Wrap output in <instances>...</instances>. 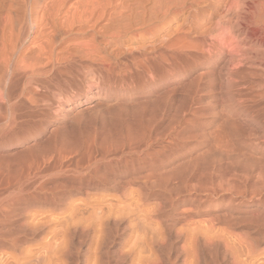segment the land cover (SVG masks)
<instances>
[{
    "label": "rangeland",
    "instance_id": "rangeland-1",
    "mask_svg": "<svg viewBox=\"0 0 264 264\" xmlns=\"http://www.w3.org/2000/svg\"><path fill=\"white\" fill-rule=\"evenodd\" d=\"M44 1H47V0H43L42 2H44ZM130 1H132V0H130ZM227 1H229V0H206V2L205 3H201L199 6H196V7H194V9L193 8H191V9H189L188 7H186V8H174V9H171L170 10V18H169V20L167 19V21H162V22H158L157 23V25H158V27H157V25H155V27L156 28H153V30L152 29H149L148 31H146V30H140V31H134V33L132 34V33H130V34H128V35H126L125 37H114V36H111L112 35V32L115 30V26L114 25H112V26H106L105 27V25L104 24H101V23H106L105 22V20H98V21H92V23H94L93 24V26H86V27H83L82 29L81 28H79V27H81L82 25H79V24H74L73 25V27L75 28H73L72 27V29H71V32L69 31V33L67 32L64 36H63V42H62V46L63 47H65L66 49V51L67 52H65V50H63V53H60L61 55L60 56H64V58L58 63V64H56L52 69H54V70H50L49 71V73H45V74H41V75H35V76H31V77H28V79H24V78H22V79H20V81H19V79L17 80V78L16 79H13V81L11 80V79H9V80H11V82L9 81V80H7V78H5L4 79V81L2 82V84L0 85V163H2V164H5L3 167H5L4 169H6L8 172L10 171L11 173H12V170L15 172H17V170H15V168L16 169H18V171H19V174L17 175V173L15 172H13L12 174L10 173V176H9V173L8 174H5V172H6V170L5 171H3L2 169L0 170V171H2V172H4V173H2V174H4V175H2L1 173H0V180L1 181H3L2 182V184H4V183H6V184H4V185H6V187H4V186H2V184H0L1 185V188H0V192L2 193V195L0 194V206L1 207H11V208H17V209H20V212L22 213L23 212V210L24 209H27V210H33L34 208V212H37L38 211V213H39V211L42 213H39L40 214V216L42 215L44 218H46L47 219V223H49L50 222V224H46V226L45 227H47L48 226V228H45V227H43V229H42V232H41V234L43 235H41L43 238H46L48 235H49V232H50V230H52L54 227H55V224L57 225V222H58V220H57V222H56V218H58V219H63V221L66 219H69L70 218V220H71V214H72V216H78V215H80L81 217L82 216H86L89 212H91L92 214L90 215V217L92 216V215H94V218H92L91 217V220H93V219H96V220H93L94 221V225L91 227V230H92V232H90L91 230L89 229V230H87L86 228H84V227H86V225H85V223H82V221H83V219L81 218V219H78V220H81V223H80V221H77L76 222V228H75V230H72V229H74V228H72V227H70V228H68V230L70 231L69 232V234H70V237H68L69 236V234H68V236L66 237L67 239H66V241H65V245L66 244H68L67 246V248H68V250L69 251H71L70 253V256H68L69 254H68V250L66 251L67 253V255H65V260H68L67 262L69 263V264H137L138 262L136 261L137 260V257H138V252H139V250L141 249V252H142V254L141 255H143V257H144V254L146 255L145 256V258L147 259L148 258V261L151 263V260L153 259V261H154V263L156 262L157 264H232V260H231V255H232V253L234 252V251H236V256L235 257H237V258H244V256H241V255H243L244 254V252H242L241 253V249H242V251H244L243 249H244V247L243 246H246V244L245 243H243L242 241H241V237H243L242 236V232H244V231H247L248 232V230L249 231H251V232H253V233H251V232H248L249 233V237H252V238H254L253 236H255V237H257L259 234V238L257 237V239L255 240V242H252V248L253 247H257L258 248V250H260V251H258V252H260V254L259 253H257V250H255V249H257V248H255L254 250H255V255H254V257H253V261L254 260H256V259H262V257L264 256V248L262 247V246H264V221H263V219L262 218H264V209L262 210V208L264 207L263 205H261L259 202L262 200V199H264L263 197L264 196H262V195H264V189H261L262 187L261 186H263L264 185V181H262V185H261V183H259V185H258V182H259V178L260 177H263L264 176V174H259L260 173V171L261 172H264V171H262V165H260V164H263V160L264 159H262V158H260V157H257V158H259V160L258 159H256V161L254 160V158H249V159H253V161H252V163H253V165H254V167L252 166V165H250V163L248 162V161H251V160H249L247 157H242V155H240L241 153H242V147H241V145L239 144V143H237V140H239L240 138V136L242 137V138H244V139H248L253 133H254V131H255V133H256V136H258V133L260 134V132L259 131H256L257 129H256V127H255V122H252V121H250V119H246V118H241V116L239 117V120L237 119V123H236V127H237V134H239L238 136H237V138H235V136H228L227 138L226 137H224L225 136V134H223V132H222V123L220 124V122H218V121H223V118H221V116L222 117H224V113H225V111H226V109L227 108H229V106L231 105L232 106V104H235V103H238L237 101H239V95H241V94H249V95H251V97L250 98H248V100L249 101H247V102H245L246 100H243V101H239V103L240 102H242L243 104L244 103H248V107H249V109L251 108V105H254V106H252V110L253 111H260L261 109H263L262 108V106L264 105V98L263 99H261L260 97V95L258 94V92H259V90H257L256 88H254V92H253V90H252V78H251V75H252V73H250V72H254L255 71V69H253V70H251L252 68H255V67H253V65L254 66H256L257 64L258 65H260L261 67H264L263 65V63L261 62V59H258L257 58V54H255L256 52H258L257 50H259V51H261V48L257 45V41L254 39V35L253 34H255V27L253 26V24H248V22H250V23H252V21H251V19L248 17V16H245V15H243V13H239V17L236 19V20H234V19H232V20H227V21H225V22H223L222 21V24L220 23V15H221V12H222V10H223V6H224V2H227ZM240 5H244V4H249L250 5V2H251V0H236ZM24 2H26V0H14V1H11V0H0V22H1V19H2V17L4 16V15H6V14H9L10 16H13V18H14V23L15 22H17V24H19V25H21L22 26V28H23V30H22V33H23V31H24V35H22V41H20V46L18 47V50H17V55L18 56H21V54H23V52L24 53H28V51L29 50H27L26 51V49H30V46H31V43L29 42V40L31 39V37H30V35L28 34V32H29V29H30V27H31V25H32V23L30 22V21H28V19H27V17H25V10H26V7L25 6H23V5H25V3ZM40 2H41V0H40ZM10 4H12V7H13V5L15 4V6H14V9L11 7L10 8ZM171 5V4H170ZM8 7H9V9H10V12L8 11ZM40 8H41V6H39ZM180 11H179V10ZM177 10H178V12L179 13H177ZM221 10V11H220ZM9 12V13H8ZM37 12L40 14V12H41V9H39V10H37ZM186 12H188V13H186ZM175 13H176V15H175ZM219 13H220V15H219ZM178 14V15H177ZM190 16V21L188 22V23H183L184 21H183V19L184 18H186L187 16ZM173 16V17H172ZM184 16V17H183ZM183 18V19H182ZM218 18V19H217ZM26 19V20H25ZM233 20H234V22H233ZM101 22V23H100ZM193 22V23H192ZM228 24H227V23ZM161 23H163V24H161ZM165 23H166V25H165ZM253 23H256V22H253ZM104 25V26H102L101 27V25ZM161 24V25H160ZM170 24V25H169ZM184 24V25H183ZM249 25L250 27L249 28H246V25ZM174 25H177L176 26V28H175V26ZM224 25V26H223ZM227 25H228V27H227ZM77 26H78V30L80 31V29L81 30H83L82 32H79V31H77L76 29H77ZM83 26H85V25H83ZM114 26V27H113ZM120 26L122 27V25H119V27L118 28H120ZM191 26H194V27H191ZM205 26H206V28H205ZM211 28H210V27ZM225 26H226V28H229L230 30H231V28H232V34H233V36H234V38L232 39V44L234 45V49H236V50H238V51H236L235 53H236V55H237V60L236 61H238L237 63L236 62H233V63H229L228 61H227V57H225V58H223V59H220L219 60V57L221 56V52L220 51H218V50H216V49H213V47H216V43L218 42V41H215L216 39H217V36H218V34L217 33H224V31L223 32H221L222 31V28H225ZM89 27H91V28H89ZM105 27V28H104ZM111 27H113V28H111ZM184 27V29H182ZM199 27V28H198ZM207 27H209L208 29H207ZM84 28H87V30L86 29H84ZM103 28V29H102ZM111 28V29H110ZM168 28H169V32H168ZM177 30H175V29ZM92 29V30H91ZM94 29V30H93ZM156 29V30H155ZM161 29V30H160ZM175 31H174V30ZM178 29H180V31H178ZM189 29V30H188ZM202 29H203V31H202ZM211 29V30H210ZM216 29V30H215ZM77 31V33H76V31ZM103 30H105V31H103ZM110 30H112V31H110ZM167 30V31H166ZM183 30V31H182ZM185 30H188L189 32H185ZM204 30H206V31H204ZM209 30H210V32H209ZM213 30V31H212ZM33 31H34V29H33ZM88 31V32H87ZM103 31V32H102ZM143 31V32H142ZM150 31H152V33L150 32ZM154 31V32H153ZM166 31V32H165ZM172 31V32H171ZM174 31V32H173ZM202 31V32H201ZM109 32V33H108ZM138 32H142V34L140 35ZM158 32H159V34H158ZM186 33V35H187V38H188V40L190 41V44L191 45H193V44H195V45H193V46H189V49H188V51H186V53H185V56L184 57H181L180 59H178L177 57L178 56H180V54L178 53V52H176L175 50H173V47H171L170 48V51H169V54H170V60L169 61H166V63L167 64H165L164 65V67L163 68H160V69H165V67H166V65H168L167 67H166V69L165 70H167L168 71V69H169V71H170V79H166V80H160V81H158L154 86H152L150 89H144L143 88V82H142V75H141V73H140V71H139V66H136V64H138V61L136 60V59H138V58H140L139 56L141 55H144V56H146V55H148L150 52V50L152 49V47L154 46V45H156L157 44V38H158V40H159V38L161 37V36H164L165 34H168V33H170V41H172V36H177L178 35V33ZM198 32V33H197ZM204 32V33H203ZM106 33V34H105ZM136 33H138L137 35H136ZM143 33H145V34H143ZM154 33H155V35H154ZM162 33V34H161ZM163 33H165V34H163ZM172 33V34H171ZM177 33V34H176ZM179 33V34H180ZM190 33H192V34H190ZM206 33V34H205ZM209 33V34H208ZM213 33V34H212ZM107 34L109 35V36H107ZM129 35H132V36H129ZM135 35V36H134ZM140 35V36H139ZM158 35H159V37H158ZM202 35V36H201ZM211 35V36H210ZM212 35H213V37H212ZM217 35V36H216ZM31 36H34V34L33 33H31ZM138 37V40H137V37ZM152 36V37H151ZM190 36V37H189ZM197 36V37H196ZM24 37V38H23ZM102 37H103V39H102ZM110 37V38H109ZM115 39H114V38ZM127 37V38H126ZM135 37V38H134ZM143 37V38H142ZM207 37V38H206ZM215 37H216V39H215ZM106 38V39H105ZM107 38H108V41H107ZM124 38V39H123ZM132 38V39H131ZM172 38V39H171ZM199 38V39H198ZM204 38V39H203ZM214 38V39H213ZM90 39H91V41H90ZM121 39H122V41H121ZM126 39V40H125ZM89 40V41H88ZM106 40V41H105ZM193 40V41H192ZM196 40V41H195ZM200 40V41H199ZM205 41V42H203V41ZM212 40V41H211ZM234 40V41H233ZM75 41V42H74ZM110 41V42H109ZM120 41V42H119ZM128 41V42H127ZM197 41H199V42H197ZM215 41V42H214ZM81 42V43H80ZM84 42H85V44H84ZM107 42H108V44H107ZM140 42V43H139ZM200 42H202L203 44L201 45V43ZM212 42L214 43L213 44V46H212ZM71 43V45H69ZM74 43H75V45H74ZM86 43L88 44V47H89V45L91 46V47H89L90 49L91 48H93V51H94V48H95V54H94V57H93V55L90 53V49L87 47V45H86ZM121 43V44H120ZM123 43V44H122ZM133 43V44H132ZM146 43V44H145ZM152 43V44H151ZM154 43V44H153ZM198 43H199V45H198ZM73 44V45H72ZM81 44V45H80ZM125 44V45H124ZM143 44V45H142ZM145 44V45H144ZM147 44H148V48H147ZM65 45V46H64ZM71 47V46H73V47H75L74 49H73V47H72V49L74 50V53H72V55H70L69 57L67 56V55H69V51H73V50H71V48L69 47V46ZM78 45H80V47L78 46ZM83 45V46H82ZM86 45V46H85ZM92 45H95V46H92ZM96 45H98V46H96ZM106 45V46H105ZM124 45V46H123ZM129 45V46H128ZM135 45V46H134ZM150 45H152V47H149ZM236 45V46H235ZM27 46H29V48L27 47ZM85 46V47H84ZM103 46L104 47V49H103V47H102V49H101V47ZM117 46V47H116ZM141 48H143V49H141ZM143 46V47H142ZM70 48V50H69V48ZM79 47V48H78ZM84 49V48H88V49H85V50H82V48ZM111 47V48H110ZM119 47V48H118ZM129 47L131 48L130 50H129ZM134 47H136V48H134ZM140 48V49H138V48ZM190 47H192V48H190ZM194 47V48H193ZM237 47V48H236ZM259 47V48H258ZM21 48V49H20ZM25 48V49H24ZM80 48H81V50H80ZM96 48H97V50H96ZM107 48H109V50L107 49ZM122 48H127V50H129L128 52H127V50L125 51V49H122ZM256 48H258L257 50H256ZM23 49V50H22ZM78 49V50H77ZM107 49V50H106ZM114 49V50H113ZM145 49H146V51H145ZM213 49V50H212ZM89 50V52H87V51ZM100 50H102L101 52L102 53H104V54H102L101 52H99ZM142 50H143V52H142ZM107 51H108V53H107ZM110 51V52H109ZM115 51V52H114ZM118 52V54H117V52ZM145 51V52H144ZM256 51V52H255ZM22 52V53H21ZM83 53V55H82V53H81V55L79 54V53ZM97 52H98V54H97ZM121 52V53H120ZM204 52V53H203ZM217 52V53H216ZM240 54V53H242V54H238V53ZM64 53H66V54H64ZM68 53V54H67ZM114 53V54H113ZM117 54V57H116V54ZM120 53V54H119ZM129 53V54H128ZM133 53H136V54H138V57H137V55L135 54H133ZM192 53V55H190V54ZM202 53V54H201ZM71 54V53H70ZM75 54L77 55V56H75ZM88 54V55H87ZM91 56H90V55ZM97 54V55H96ZM128 54V55H127ZM212 54V55H211ZM81 57V59H80V57ZM84 55H86V56H84ZM95 55H96V58H95ZM99 55H100V57H99ZM102 55V56H101ZM104 55V56H103ZM107 55H109V56H107ZM135 56V60H134V56ZM186 55H188V56H186ZM204 55V56H203ZM66 56V57H65ZM74 56V57H73ZM83 56V57H82ZM91 57L90 59L92 60L93 58H95V60L97 59V58H100V59H97V60H103V62H99V64H97L98 63V61H97V63L95 62V60L93 59L92 61L90 60V59H88V57ZM98 56V57H97ZM115 56V57H114ZM122 56V57H121ZM126 56H127V59H125L126 58ZM203 56V57H202ZM77 57V58H76ZM87 58V59H85V58ZM193 57H196V58H194L193 59ZM205 57V58H204ZM207 57V58H206ZM67 58V59H66ZM73 58H75V59H78V60H76V61H74L75 59H73ZM118 58V59H117ZM121 58V59H120ZM64 59H65V61H67V62H65L64 61ZM70 59V60H69ZM80 59V60H79ZM83 59V60H82ZM116 59V60H115ZM123 59V60H122ZM131 61H130V60ZM178 59V60H177ZM207 59V60H206ZM215 59V60H214ZM88 60H90V61H88ZM110 60H112V61H110ZM120 60V61H119ZM127 60V61H126ZM175 60V61H174ZM180 60V61H179ZM193 60V61H192ZM80 61V64L78 63ZM83 61H84V63H83ZM86 61V62H85ZM89 63H88V62ZM109 61H110V65H114V67L113 66H111V67H113V69H114V71H111L110 73H112L111 75L109 74V71L107 70V68H108V65H107V63H109ZM125 61V62H124ZM136 63V64H133L134 62ZM189 61V62H188ZM63 62H65V63H63ZM69 62H71V63H73V65L71 64V63H69ZM91 62V63H90ZM106 62V63H105ZM122 62H124V63H122ZM131 62H133V63H131ZM214 62V63H213ZM227 62H228V64H227ZM87 63V64H86ZM176 63V64H175ZM180 65H178V64ZM184 64V66H183V64ZM190 63H191V65H190ZM235 63H236V65H235ZM260 63V64H259ZM66 66H65V65ZM68 64H69V66H68ZM75 64V65H74ZM85 65V67H84V70H83V66ZM104 65V66H102V65ZM115 64H117V65H115ZM122 64H123V67H122ZM126 64H128V65H130V64H133V65H130L129 66V68H128V65H126ZM229 64H231V66L229 67ZM253 64V65H252ZM81 67H80V66ZM83 65V66H82ZM87 65H90L89 67L87 66ZM92 65V66H91ZM93 65H94V67H93ZM98 65V66H97ZM107 65V66H106ZM119 65V66H118ZM135 65V66H134ZM139 65V64H138ZM182 65V66H181ZM188 65H189V68H188ZM218 65V66H217ZM249 65V66H248ZM251 65H252V67H251ZM57 66V67H56ZM62 68H61V67ZM72 66V67H71ZM75 66V67H74ZM80 68H79V67ZM121 66V67H120ZM127 66V67H126ZM131 66H133V67H131ZM177 66H179V67H184V70L182 69L180 72H178V73H174V70H175V68L177 67ZM206 66V67H205ZM64 67H66V68H64ZM76 67H78V69L76 70ZM87 67V68H86ZM91 67V68H90ZM98 67V68H97ZM119 67V68H118ZM124 67H126V69H124ZM138 68V69H136V68ZM170 67V68H169ZM174 69H173V68ZM192 67V68H191ZM229 67V68H228ZM251 68V69H249V68ZM58 70H57V69ZM95 68H97V69H99V70H95ZM106 68V69H105ZM120 68H121V70H120ZM131 68V69H130ZM134 70H133V69ZM173 70H172V69ZM227 68V69H226ZM65 69V70H64ZM69 69H70V72H69ZM73 69V70H72ZM88 69V70H87ZM90 69V70H89ZM105 69V70H104ZM127 69H129L128 71H130L131 73H132V75H130L131 73L130 72H128L127 71ZM214 70V71H212V70ZM249 71H248V70ZM56 70H57V72H56ZM68 70V71H67ZM75 70V71H74ZM86 70V71H85ZM101 70V71H100ZM124 70V71H123ZM186 70V71H185ZM207 70H208V72H209V74L210 75H212V77L208 74V78H207V76L205 77V75H207ZM210 70H211V73H210ZM251 70V71H250ZM64 71V72H63ZM88 71V72H87ZM93 71V72H92ZM105 71V72H104ZM106 71H107V73H106ZM118 71V72H117ZM184 71V72H183ZM77 72V73H76ZM87 72V73H86ZM95 72H99L100 74H103V75H109V76H111V81H109V83L110 84H112L113 86L115 85L116 87H119V89L121 90V92L120 93H118V94H115V95H112L113 97L111 98V99H107V98H105V99H91L89 102H87V103H82L81 105H79V106H77L76 108L74 107V109H72V112H70V114L69 115H67V109H70L71 108V106H74V103L76 104V101L77 100H79L80 102H82L83 100H84V98H83V92L84 91H86L87 90V88H88V86H90L91 84H94L93 82H91V81H89V79H88V77L89 76H92L93 75V73H95ZM117 72V73H116ZM120 72V73H119ZM121 72H123L124 74H121ZM172 72V73H171ZM198 72H199V74H198ZM130 73V74H129ZM206 73V74H205ZM216 73V74H215ZM58 74V75H57ZM60 74V75H59ZM65 74H67V75H65ZM69 74V75H68ZM115 74V75H114ZM117 74V75H116ZM197 74H198V79H197ZM249 74H251V75H249ZM72 75V76H71ZM119 75V76H118ZM124 75H126L125 77H123ZM129 75V76H128ZM194 75H195V77H194ZM200 75V76H199ZM214 75V76H213ZM66 76V77H65ZM227 76V77H226ZM67 77H68V79H67ZM73 77V78H72ZM83 77V78H82ZM195 78V79H193V78ZM203 77V78H202ZM205 77V78H204ZM213 77H215V79L213 78ZM230 77V78H229ZM63 78V79H62ZM70 78V79H69ZM229 78V79H228ZM249 78V79H248ZM57 79V80H56ZM197 79V82H198V84H197V82H196V85H194V83L195 82H191V80L192 81H195ZM213 79V80H212ZM226 79V80H225ZM228 79V80H227ZM251 79V80H250ZM63 80H64V82H63ZM69 80V81H68ZM72 80V81H71ZM126 80V81H125ZM128 80V81H127ZM210 80V81H209ZM231 80V81H230ZM248 80H249V82H248ZM16 81V82H15ZM18 81V82H17ZM114 81V82H113ZM120 81V82H119ZM250 83L251 84V87H249L250 86V84L248 85V83ZM12 82H14V83H12ZM60 82H62V83H60ZM133 82V83H132ZM244 82V83H243ZM16 83V84H15ZM22 83V84H21ZM66 83V84H65ZM114 83V84H113ZM136 83V84H135ZM182 83V84H181ZM190 83V84H189ZM191 83H193V84H191ZM12 84H15L16 86H12ZM18 84V85H17ZM62 84V85H61ZM69 84V85H68ZM89 84V85H88ZM120 84V85H119ZM121 84H123V85H121ZM131 86H130V85ZM202 84V85H201ZM127 85V86H126ZM129 85V86H128ZM181 85V86H180ZM190 85L192 86L193 85V87H190ZM200 85H201V87H200ZM246 85H248V86H246ZM29 86V87H28ZM161 86V87H160ZM172 86V87H171ZM177 86V87H176ZM180 88H179V87ZM246 86V87H245ZM32 87V88H31ZM126 87V88H125ZM131 87V88H130ZM135 87V88H134ZM168 87V88H167ZM195 87H196V89H195ZM198 87H200V88H198ZM250 88V90H251V92H250V90H248L247 88ZM13 88V89H12ZM27 88H29V89H27ZM133 88V89H132ZM166 88V92L164 91V89ZM170 88V91L168 90ZM173 88V89H172ZM186 88L188 89V90H186ZM191 88L192 89H194L195 90V92H194V90H191ZM12 89V90H11ZM25 90V91H24ZM27 90V91H26ZM31 90V91H30ZM35 92H37V93H34V91ZM66 90V91H65ZM162 92H161V91ZM179 90V91H178ZM242 91V92H240V91ZM248 92H247V91ZM28 91H30V94H29V96H31V99H29V101L28 100H26V99H23L24 97H23V95H26L27 93H28ZM33 91V92H32ZM163 91H164V93L166 94L168 91L170 92H168V96H166V95H164L165 97L164 98H161V96H162V94H163ZM20 92V93H19ZM23 92V93H22ZM27 92V93H26ZM124 92V93H123ZM189 92V93H188ZM195 93V94H192V93ZM255 93L254 94V96H252L253 95V93ZM16 93V94H15ZM26 93V94H25ZM157 93V94H156ZM160 93H162L161 95H160ZM12 94V95H11ZM15 94V95H14ZM32 94V95H31ZM43 94V95H42ZM80 94V95H79ZM91 95L93 94V93H90ZM156 94V95H155ZM191 94V95H190ZM258 94V95H257ZM34 95V96H33ZM38 95H41V97L40 96H38ZM47 97H46V96ZM120 95V96H119ZM159 95V96H158ZM189 95V96H188ZM193 95V96H192ZM238 95V96H237ZM9 96L10 97H14V98H16V99H13V98H9ZM18 96V97H17ZM38 96V97H37ZM75 96V97H74ZM144 96V97H143ZM155 96V97H154ZM197 98H196V97ZM260 96V97H259ZM35 97V98H34ZM41 99H40V98ZM44 97V98H43ZM152 97V98H151ZM158 97L159 98H161L160 100L158 99ZM163 97V96H162ZM167 97V98H166ZM181 97H183V98H181ZM186 97H188V100L189 101H186ZM191 98V100L192 101H190V98ZM236 97V98H235ZM249 97V96H248ZM253 97H255V98H253ZM257 97V98H256ZM22 98V99H21ZM34 98V99H33ZM60 98V99H59ZM116 98V99H115ZM119 98V99H118ZM166 98V100L164 101V99ZM238 98V99H237ZM2 99V100H1ZM59 99V100H58ZM113 99V100H112ZM118 99V100H117ZM137 99H138V101H137ZM146 99V100H145ZM148 99V100H147ZM149 99H151V101H149ZM178 99V100H177ZM180 99H181V101H180ZM196 99V100H195ZM198 99H200V100H198ZM229 99H231V100H229ZM254 99H255V101H254ZM257 99V100H256ZM259 99H261V101H262V103H261V101L259 100ZM16 100V101H15ZM34 100V101H33ZM74 100H76V101H74ZM141 100H143V101H141ZM168 100V101H167ZM196 102H198V103H196ZM198 100V101H197ZM227 100V101H226ZM228 100H229V102H228ZM22 101H24V103L21 102ZM31 101H33L32 103H30ZM97 101V102H96ZM100 101H101V103H102V106L99 104L100 103ZM137 103H135V102ZM139 101H141V102H139ZM149 102L150 103V106L148 105L149 103H147L146 105H148V106H145V103L146 102ZM157 101L158 102H161V103H158L157 104ZM257 101V102H256ZM13 102H17L16 104L15 103H13ZM26 102V103H25ZM36 102V103H35ZM60 102V103H59ZM72 102V103H71ZM94 102V103H93ZM97 104H99V106L98 107H95V106H97L96 105V103ZM109 102V103H108ZM113 102V106H115V104L114 103H116V106H115V108L113 107V106H111L112 103ZM117 102H119V103H117ZM122 102H123V106L126 108V110L124 109V107L122 108L123 109V113H122V109H120V107L122 106ZM126 104H125V103ZM185 102V103H184ZM188 102H191V103H189L188 104ZM232 102V103H231ZM252 102V103H251ZM258 102H260V103H258ZM33 103H35V104H33ZM103 103L105 104L104 106H103ZM106 103H108V105L106 104ZM128 103V104H127ZM140 103V105L142 104V103H144V104H142L143 105V107H141L140 105H138ZM154 103V104H153ZM162 103H164V104H162ZM169 105H167V104ZM175 103V104H174ZM196 103V104H195ZM229 103V104H228ZM254 103V104H253ZM14 104V105H13ZM18 104V105H17ZM110 104V105H109ZM121 104V105H120ZM130 104V105H129ZM134 104V105H133ZM156 104L158 105V106H156ZM161 104V105H160ZM184 104H185V106L186 107H188V108H186V107H183L184 106ZM186 104H188V105H186ZM221 104V105H220ZM255 104H256V106H255ZM260 104V105H259ZM263 104V105H262ZM87 105H89L88 107H86ZM126 105H127V107H129V108H133V107H135V109L137 108V106H139L140 108H142V109H140L141 110V112L139 111V108H137L135 111H134V108L133 109H131V110H133L132 112L135 114V113H140L139 115L141 116H139L138 114H136V116H135V121L136 122H138L137 120H141L142 119V116H144V114H145V112H147V113H149L148 111H147V109H145V107L146 108H150V114H145V118L146 119H148L149 120V117H151L150 118V121H149V123H151L152 121V123L150 124L151 125V127H152V132L154 133V134H152V137L151 138H154V136H156L155 138H156V140L154 141V140H152V142H153V145L154 146H158V145H160L161 144V146H162V148L160 147V149H162L163 150V152H162V150H160L159 148V150L162 152V156H169L170 155V163H172L173 165H171L172 167H174L175 165H177V163H178V165L179 164H184V166H186V165H190V163H191V165H192V163L193 162H197V161H199V160H201L202 161V159H204L205 160V157L207 158L208 157V154L210 155V157H211V159H213V160H210V157H208L209 158V160L210 161H212L213 162V164L215 163V166H213V168H212V166L210 165L212 162H210L209 160H207L208 162H205L206 164V167H204L203 168V170L201 171V167H203L204 165V163L202 164L203 166H199V164H201L202 162L201 161H199V162H197L198 163V165H197V167L195 168L194 166H186V167H188V168H190V169H188V168H186V171H185V173L186 172H188V173H184V175H183V180L184 181H186L185 183H184V181L183 180H181L182 178H180V176H177L176 175V177H175V175L173 176V178H172V176H170V182H168L167 184V186L166 185H164V187L166 186V190L164 189V187H159V186H155L154 188H151V190H147L146 189V191H145V189L144 188H140V186H139V180H140V178H138L137 179V177L139 176V175H137L136 174V172L138 171V169L141 167V163L136 159V157H139L140 158V155H141V153L142 152H140L139 153V151L137 152V151H128L127 149L125 150V148H122V149H120V147H117L118 145H116V147L114 146L115 144H113V146H110V148L112 149V151H111V149H110V152H109V149L107 150L109 153H107V152H103V151H105V150H103V151H101V150H97V152L94 154V157H95V159L92 161V159H93V157H92V159H90L91 161H92V163H91V161L90 160H88L90 163L88 164V161H87V159L88 158H84V160H83V158H80L79 156L76 158V156H72V157H67V158H65L64 159V163L62 162L60 165H59V161H57L58 160V158H57V153H53V149H55L54 151L55 152H57V149H61V147H59V145L60 146H62V148H63V145H65V144H67L68 142H69V140H67L66 142L64 141L65 139H69L70 137H71V139H72V137H73V135H74V133H75V135H77L76 133H78V131H79V133H81V131L83 130L84 131V134H79V135H81V136H78L77 135V141L78 142H80L79 144H81V142L83 141H85V140H88L89 139V136H91V135H93V133H102L103 131H106V129L108 130V129H113L114 130V128H116V130H114V132H116L117 131V129L119 128V126H121V125H123L124 123H126V125H127V120L129 121V127L128 128H131L130 126L132 125L131 124V122L132 121H134V120H129V119H131L130 117L132 116V118H134V116H133V114L131 115V110L129 109V108H127L126 107ZM132 105V106H131ZM154 105V107H152ZM178 105V106H177ZM194 105V106H193ZM219 105H220V107H219ZM223 105V106H222ZM56 106V107H55ZM105 106H107V108L105 107ZM109 106V107H108ZM111 106V107H110ZM118 106V107H117ZM158 108V110L156 109L155 110V108L156 107ZM161 106H163V107H161ZM190 106H191V108H190ZM193 106V107H192ZM103 107V108H102ZM113 107V108H112ZM166 107H167V109H166ZM196 107V108H195ZM256 107H257V109H256ZM79 108V109H78ZM106 108V109H105ZM108 108H111V111L112 112H109V111H106ZM116 108H118L117 110H116ZM153 108V109H152ZM163 108V109H162ZM180 108V109H179ZM186 108V112L185 113H183L184 112V110L183 109H185ZM193 108V109H192ZM195 108V109H194ZM220 108V109H219ZM221 108L222 109H224V113L222 114V112L220 111L221 110ZM254 108V109H253ZM261 108V109H260ZM83 109H85V110H83ZM90 109H92V110H90ZM104 109V110H103ZM129 109V112H131V113H128L127 114V110ZM146 110L145 112H143L144 110ZM198 110V111H196L197 113H195V110ZM259 109V110H258ZM78 110V111H77ZM97 110V111H96ZM102 110V111H101ZM108 110H110V109H108ZM119 111L120 110V112H118L117 114H120V115H118V116H114L113 114V112H115L116 113V111ZM138 110V111H137ZM168 110V111H167ZM174 110V111H173ZM183 110V111H182ZM192 110V111H191ZM251 110V109H250ZM75 113H74V112ZM82 111V112H81ZM99 111V112H98ZM155 111H156V113H155ZM164 111V112H163ZM106 112V113H105ZM107 112L109 113V114H112L111 115V117H110V115L109 116H107V117H109L110 119L112 118V116H114L115 118L112 120L113 121V123L115 124L117 121L116 120H118L119 122L118 123H116V126H111L112 124H111V120L109 119V118H107L106 117V115L105 114H107ZM158 112H160L161 114L158 116ZM169 112V113H168ZM221 112V114H219ZM74 113V114H73ZM126 113V114H125ZM141 113H142V115H141ZM163 113V114H162ZM64 114H66V115H64ZM71 114H72V116H75L76 114L77 115H79V114H81V115H79V116H77L76 115V120L74 119V117H72L71 116ZM96 114H97V116H96ZM102 114V115H101ZM130 114V115H129ZM153 114V115H152ZM155 114H156V118H155ZM176 114V115H175ZM182 114V115H181ZM185 114H190V115H188V116H186ZM192 114H194L193 116H192ZM105 115V116H104ZM128 115V117H127V119H125L126 118V116ZM150 115V116H149ZM164 115V116H163ZM170 115V116H169ZM173 115V116H172ZM181 115V116H180ZM71 116V118H70V120H69V117ZM101 116H104V117H101ZM122 116H124L125 118H123ZM139 118H138V117ZM148 118H147V117ZM166 116V117H165ZM180 116V117H179ZM191 116V117H190ZM66 117V118H65ZM80 118V120H79V118ZM92 117V118H91ZM106 117V118H105ZM138 119H137V118ZM161 117H163V118H161ZM170 117V118H169ZM64 118V119H63ZM101 118H103L102 120H101ZM106 119V121L109 119L111 122H109L108 123V121L106 122L105 121V119ZM168 118L170 119L169 121H168ZM185 118H189V119H186V120H189L188 122H186V121H184L185 120ZM194 119V120H192L193 122H190L191 120L190 119ZM222 120H221V119ZM72 119L74 120V121H72ZM116 119V120H115ZM121 119V120H120ZM123 119H125L126 121H122ZM153 119V120H152ZM161 119V120H160ZM219 119V120H218ZM79 120V121H78ZM88 122H87V121ZM94 120V121H93ZM115 120V121H114ZM152 120V121H151ZM160 120V121H159ZM218 120V121H217ZM75 121H78L77 123H75ZM101 121V122H100ZM102 121H104V123L105 124H107L106 125V127L104 126V123L102 122ZM121 121V122H120ZM131 121V122H130ZM133 122V125H132V128L135 126L136 127V125H137V123L136 122ZM196 121V122H195ZM63 122V123H62ZM87 122V123H86ZM124 122V123H123ZM159 122V123H158ZM240 122V123H239ZM95 123V124H94ZM123 123V124H122ZM134 123L136 124V125H134ZM139 123V122H138ZM154 123H155V125H154ZM165 123V124H164ZM243 123V124H242ZM86 124V125H85ZM102 124H103V126H102ZM120 124V125H119ZM184 124V125H183ZM214 124H216V125H214ZM220 126H219V125ZM239 124V125H238ZM117 125H119V126H117ZM161 125V126H160ZM248 125V126H247ZM88 126V127H87ZM108 126V127H107ZM112 127V128H109V127ZM168 126L170 127V129L168 128ZM212 126H214V127H212ZM245 126V127H244ZM247 126V127H246ZM254 126V127H253ZM70 127V128H69ZM86 127V128H85ZM101 127H103L102 128V130H100L101 129ZM104 127H105V129H104ZM122 127V128H121ZM120 128H121V130H120V128L118 129V131H120V132H122V129L123 130H125L126 128H125V126L123 125V126H121ZM124 127V128H123ZM134 127V128H135ZM155 127H157V128H155ZM205 127V128H204ZM242 127V128H241ZM244 127V128H243ZM250 127H251V129H250ZM89 128V129H88ZM93 128V129H92ZM158 128H159V130H158ZM204 128V129H203ZM212 128V129H211ZM217 128V129H216ZM219 128V129H218ZM253 128H255V129H253ZM92 129V131L94 130V132H92L91 131V133H89V130H91ZM100 131H99V130ZM154 129H156V130H154ZM169 129V130H168ZM177 129V130H176ZM243 130V132H242V130ZM245 129V130H244ZM246 129H248L249 131H248V133H244V131H246ZM71 130V131H70ZM87 131V133H85L86 131ZM98 130V131H97ZM161 130V131H160ZM164 130H168V131H164ZM210 130V131H209ZM217 130H218V132H217ZM253 131V133H251L250 131ZM73 131V132H72ZM77 131V132H76ZM83 131H82V133H83ZM97 131V132H96ZM109 131V130H108ZM154 131H158L157 133L156 132H154ZM170 131V132H169ZM204 131H208V134L206 135V136H203L204 135ZM219 131H221V132H219ZM54 132V133H53ZM107 132V131H106ZM168 132V133H167ZM203 132V133H202ZM209 132H210V134H209ZM217 132V133H216ZM241 132V133H240ZM247 132V131H246ZM249 132H250V136H248V134H249ZM51 133H53V134H51ZM89 133V134H88ZM162 133L164 134H166V136H165V134L162 136ZM244 133V134H243ZM254 133V134H255ZM55 134V135H54ZM72 136H71V135ZM85 134H88L89 136H86L85 137V140L83 139V138H81L83 135L85 136ZM203 134V135H202ZM219 134V135H218ZM50 135L52 136L51 138L53 139V137H55L54 139H53V141L51 142L50 140V142L48 141V139L50 138ZM54 135V136H53ZM161 135V136H160ZM173 135V136H172ZM210 135V136H209ZM217 135V138L215 137V139H214V136H216ZM221 135V136H220ZM224 135V136H223ZM243 135V136H242ZM261 135V134H260ZM57 136V137H56ZM179 136V137H178ZM204 137V139H203V137ZM209 136V137H208ZM224 138H223V137ZM75 138H76V136H74ZM80 137V138H79ZM88 137V138H87ZM161 139H160V138ZM218 137H220V138H218ZM233 137V140L235 139V141H233L231 138ZM50 138V139H51ZM75 138H73V140L74 141H76L75 140ZM168 138H170L171 139V141H170V143H168V141L167 140H170V139H168ZM175 138V139H174ZM211 138V140L212 141H208V139H210ZM239 138V139H238ZM56 139H57V141H56ZM70 139V140H71ZM79 139V140H78ZM82 139V140H81ZM177 139V140H176ZM214 139V140H213ZM216 139H222V141H223V139H230V141L232 142V144H233V148L232 147H230V148H228L229 150L230 149H234V150H232V151H227V148H226V154H225V152H223L222 153V150H219V148H218V150H216V146L218 145V144H215L214 142H216ZM73 140H71V142H73ZM61 141H62V143H61ZM74 142V143H78V142ZM158 141V142H157ZM173 141V142H172ZM176 141V142H175ZM179 143H183L182 145H180V144H177L178 142ZM214 141V142H213ZM220 141V140H219ZM47 142H49L48 143V145H46V143ZM53 142H55V144H56V147H53ZM57 142H59V143H57ZM212 142V144H210ZM236 142V143H235ZM53 143V144H52ZM65 143V144H64ZM70 143V142H69ZM120 144V142H117V144ZM156 143H158V144H156ZM167 143V144H166ZM42 144H43V146H42ZM49 144H51V145H49ZM71 144V143H70ZM82 144H84V143H82ZM174 144V145H173ZM210 144V145H209ZM26 145H31V148H34V149H39V150H41V148H43V149H45V150H51L52 149V151L51 152H49L48 151V153L45 155V157L46 156H48L49 157V160H50V158H53V159H55V158H57V159H55L54 161H52V159L50 160V162H49V160H48V157L45 159V162L43 161L42 162V160H41V158H39L38 159V162H37V164H39V165H37L36 167H35V164L36 163H33L32 162V164L34 165H32V164H30V165H28L29 163H31V160H32V158H34L35 156L34 155H36L37 154V156H39V155H41L42 154V151L43 150H41V151H39V150H34V149H27V147L28 146H26ZM57 145H58V147H57ZM121 145V144H120ZM119 145V146H120ZM166 145H168V147H169V149H168V147L166 146ZM177 145H178V147H177ZM180 145V146H179ZM206 147H205V146ZM215 147V151H216V153H215V151H214V147ZM239 145V146H238ZM25 146H26V148H25ZM33 146V147H32ZM41 146V147H40ZM55 146V145H54ZM210 148H209V147ZM211 146H212V148H211ZM109 147V146H108ZM113 147H114V150H113ZM165 147H166V149H165ZM208 147V148H207ZM241 147V150H239L238 148H240ZM24 148L26 149V150H24ZM30 148V147H29ZM164 148V149H163ZM238 149V151L236 150V149ZM59 149V150H60ZM116 149H118V150H116ZM209 150L208 152L207 151H205V150ZM212 149V150H211ZM24 150V151H23ZM43 151V152H45L46 153V151ZM124 150V151H123ZM166 150V151H165ZM196 150H199V151H196ZM210 150L212 151V153H214V154H212L211 152H210ZM24 153H23V152ZM26 151V152H25ZM119 153H118V152ZM220 151H221V153H220ZM234 151V152H233ZM241 151V152H240ZM98 152H103V153H101V154H103V155H101V156H99L100 155V153H98ZM112 152H113V154H112ZM115 152H117V154L115 153ZM124 152V153H123ZM130 153V155L128 154V153ZM135 152V153H134ZM205 152H207L208 154H206ZM230 152V153H229ZM233 152V153H232ZM235 152H237L236 153V155H235ZM23 153V154H22ZM25 153L27 154L26 156H25ZM53 153V154H52ZM107 153V154H106ZM110 153L112 154V155H110ZM115 153V154H114ZM121 153H123V154H121ZM126 153V154H125ZM132 153V154H131ZM139 153V154H138ZM200 153V154H199ZM54 154H56L55 155V158H54V156H50V155H54ZM134 154H136V155H134ZM197 154V155H196ZM213 156H212V155ZM220 154V155H219ZM227 155L226 157L224 156V155ZM228 154H231V155H228ZM21 155H23V157H25L24 159L23 158H20L19 156H21ZM31 155V156H30ZM106 155H107V157H106ZM111 157H110V156ZM117 155H118V157H117ZM125 155V156H124ZM127 155H129V156H127ZM194 155H196V156H194ZM200 155H202V156H200ZM204 155H207V156H204ZM239 156V157H241L244 161L243 162H245L246 163V160L248 159V163H246V164H248L247 166H251L249 169L250 170H248V167L246 166V164L244 163V164H242L243 162H242V159L241 158H235L236 156ZM97 156V157H96ZM103 156V157H102ZM109 156V157H108ZM193 156V157H192ZM200 158V159H198V157ZM233 156H234V158L235 159H233ZM237 156V157H238ZM27 157V158H26ZM44 157V158H45ZM106 157V158H105ZM124 157V158H123ZM129 158V160H128V158ZM191 157V158H190ZM194 157H196V159L194 158ZM204 157V158H203ZM213 157V158H212ZM226 159H225V158ZM229 157V158H228ZM30 158V160H28L27 161V159H29ZM69 158H70V160H69ZM72 158H76V160H73ZM79 158V159H78ZM99 158H101V160L99 159ZM103 158V159H102ZM190 158V159H189ZM207 158V159H208ZM221 158H222V160H223V162L225 163L226 161V164H224V163H222L221 161ZM229 160H231V161H235V160H237L236 162H240L238 165H237V163H233V165L232 164H230V162H228V159ZM247 158V159H246ZM21 159H23L22 161H20ZM66 159H68L67 161H66ZM77 159H78V161L79 162H76L77 161ZM86 159V160H85ZM114 159H116V160H114ZM122 159V160H121ZM134 159V160H133ZM179 159H181V160H179ZM192 159V160H191ZM193 159H194V161H193ZM18 160L20 161V162H18ZM25 160V161H24ZM73 160V161H72ZM121 160V161H120ZM126 160V161H125ZM131 160V161H130ZM133 160V161H132ZM135 160H137V162L135 161ZM179 160V161H178ZM203 160V161H204ZM220 160V161H219ZM241 160V161H240ZM24 161V162H23ZM27 161V162H26ZM47 161V162H46ZM57 161V162H56ZM72 161V162H71ZM85 161H87V162H85ZM97 161V162H96ZM106 161H108V162H106ZM183 161V162H182ZM190 163H189V162ZM206 161V160H205ZM215 161V162H214ZM262 161V162H261ZM16 162V163H15ZM26 162V164L27 165H25V166H27V168H28V166H29V168L28 169H30V171L28 170V169H25L26 167H23V165H22V168H24V169H22L21 168V166L20 165H18V164H21V163H25ZM40 162V163H39ZM56 164H55V163ZM59 162V163H58ZM71 163V164H66V163ZM127 162L129 163V164H127ZM175 162H176V164H175ZM182 162V163H181ZM201 162V163H200ZM242 162V163H241ZM259 162V163H258ZM261 162V163H260ZM7 163V164H6ZM12 163H14L13 165H12ZM18 163V164H17ZM50 163H52V165L50 164ZM72 163H74V164H72ZM79 163V164H78ZM93 163H95V164H93ZM97 163H99V165L97 164ZM105 163V164H104ZM107 163V164H106ZM111 163V164H110ZM120 163V164H119ZM133 163V164H132ZM137 163V164H136ZM139 163H140V165H139ZM208 163V164H207ZM218 163V164H217ZM222 164V166H221V164ZM258 163V164H257ZM16 164V165H15ZM45 164V165H44ZM47 164L49 165V167L47 166ZM53 164H55L54 166H53ZM57 164L59 165V166H57ZM75 164H77V165H75ZM82 164V165H81ZM93 164V166H91ZM126 166H125V165ZM234 164H236V165H234ZM15 165V166H14ZM42 165V166H41ZM66 165V166H65ZM89 165H90V167H89ZM119 165H120V167H119ZM137 165V166H136ZM210 165V167H208ZM217 165V166H216ZM223 165H225V166H223ZM240 165V167H238ZM241 165L242 166H244V167H242V169H238V168H241ZM258 165V167H260V168H258L257 169V166ZM14 166V167H13ZM17 166H20V167H17ZM41 166V167H40ZM44 166V167H43ZM65 166V167H64ZM67 166H68V168H67ZM81 166V167H80ZM235 166V167H234ZM264 166V165H263ZM9 167H12V168H9ZM39 167V168H38ZM71 167H73L74 169H76L77 170V172H76V170H74V169H71ZM80 167V168H79ZM86 167V168H85ZM95 169V170H93V168ZM192 167L194 168V169H192ZM200 169H199V168ZM207 167H208V169H207ZM217 169H216V168ZM221 167V168H220ZM226 169V170H224V168ZM246 167V168H245ZM7 168H9L10 170H8ZM19 168H20V170H19ZM33 168H36V170H38V169H40V170H38V171H34V169ZM44 168V169H43ZM55 168V169H54ZM61 168V169H60ZM69 168H70V170H69ZM83 168V169H82ZM85 168V169H84ZM91 168V169H90ZM198 168V169H197ZM227 168L228 169H230V170H232V171H234V173L232 172V171H230L229 172V170H227ZM33 169V170H32ZM48 169H51L50 171L48 170ZM60 169V170H59ZM65 169V170H64ZM87 169V170H86ZM90 169V170H89ZM102 169V170H101ZM199 170V171H197V170ZM207 169V170H206ZM212 169V170H211ZM244 169V170H243ZM247 171H246V170ZM261 169V170H260ZM22 170H24V172L22 171ZM28 172H27V171ZM43 170V171H42ZM46 170V171H45ZM48 170V171H47ZM52 170H53V172H52ZM57 170V171H56ZM74 170V171H73ZM81 170V171H80ZM84 170V171H83ZM92 170V171H91ZM197 172H196V171ZM205 170H206V173H205ZM219 170V171H218ZM224 170V171H223ZM263 170H264V168H263ZM21 171L24 173H22V174H20L21 173ZM60 171H62V173L60 174L59 172ZM92 173H91V172ZM104 171V172H103ZM204 171V172H203ZM227 171V172H226ZM37 172H39V173H37ZM50 172V173H49ZM75 173V174H72V173ZM80 172V173H79ZM87 172V173H86ZM99 172V173H98ZM201 172L203 173V174H201ZM209 172V173H208ZM232 172V173H231ZM65 173H67L66 175H65ZM71 173V174H70ZM81 173H84V174H81ZM91 173V174H90ZM98 173V174H97ZM103 173H104V176H106L107 175V177H106V179H105V177L103 176ZM191 173V174H190ZM196 173V174H195ZM208 173V174H207ZM214 173V176L212 175ZM222 173V174H221ZM227 173H229V174H227ZM253 173H255V175L253 176ZM38 174V175H37ZM63 174V175H62ZM100 174V175H99ZM101 174H102V176L104 177H102L101 176ZM219 174H221V175H219ZM226 174V175H225ZM239 174H241V176L239 175ZM245 174V175H244ZM8 175V176H7ZM14 175V176H13ZM16 175H17V177L19 176V175H21V182H20V176H19V178H17L16 177ZM42 176V177H40V176ZM90 175V176H89ZM92 175V176H91ZM97 175V176H96ZM129 177H128V176ZM134 177L135 175V177L136 178H133L132 176ZM211 175V176H210ZM217 175L218 176H220L219 177V179H217ZM225 175V176H224ZM237 175V176H236ZM249 175H251V176H249ZM5 176V177H4ZM8 178H7V177ZM80 176H81V178H80ZM83 176V177H82ZM98 176H99V178H98ZM189 176V177H188ZM194 176L195 178H192V177ZM196 176H199V177H201V178H199V179H197V177ZM204 176V177H203ZM208 176H210V178H208ZM221 176H222V180L221 181H219L220 180V178H221ZM231 176V177H230ZM15 177V179H16V181L18 180L19 182V184L15 181V179H13ZM94 177V178H93ZM115 177V178H114ZM126 179L125 181H124V178ZM130 177H132V179L130 178ZM186 178V180H185V178ZM206 177V178H205ZM215 179H214V178ZM223 177H228L229 178V181L231 182V183H229L230 185H228V184H226V182H225V180L227 181L228 179L226 178H224L223 179ZM242 177V178H241ZM249 177V178H248ZM5 178V179H4ZM6 178H7V180L8 181H6ZM9 178H11V183H12V179H13V183H14V185H13V183H12V186L11 185H9V184H11L10 183V179ZM40 178V179H39ZM88 178V179H87ZM101 178H103L102 180H101ZM112 178V179H111ZM114 178V179H113ZM122 178V179H121ZM128 178H130V180H134V181H130V180H128V181H130V183L132 182L133 184L135 183V184H137L138 185V187H136L137 185H135V187H134V185L131 183V184H129L128 182H127V179ZM177 178V179H176ZM190 178H192L193 179V181H192V179H190ZM210 179V180H208V179ZM231 178H233V179H231ZM250 179V180H248V179ZM84 179V180H83ZM96 179V180H95ZM104 179L106 180V181H104ZM111 179V180H110ZM117 179H119V181H117ZM180 179V180H179ZM197 179V180H196ZM211 179H213L212 180V182L209 184V181H211ZM236 179H237V181H236ZM242 179H247L244 183H249L248 185H244V184H242ZM257 179V180H256ZM260 179H264V177L263 178H260ZM33 180V181H32ZM39 180V181H38ZM99 180V181H98ZM172 180V181H171ZM180 181L179 183H181L182 182V184L183 185H186V186H188V184H189V182H190V185L188 186V187H182L183 185L181 184V186L180 187H178V183L177 182H175V181ZM195 180H196V182H195ZM201 180V181H200ZM216 180V181H215ZM16 183H15V182ZM37 183H36V182ZM112 181H116L115 182V187H114V184H112ZM124 181V182H123ZM138 181V182H137ZM198 181H200V182H202V183H199V184H201L200 185V187L202 188V185H210V186H208V188H207V186H206V188H205V186H203L204 187V190H203V188L202 189H200L201 191H198V189L200 188H196L194 185L196 184V185H198L199 186V184H198ZM220 183H222V181H224L223 182V184H219V182ZM228 181V182H229ZM241 181V182H240ZM248 181V182H247ZM33 182H35V183H33ZM55 182V183H54ZM60 183L59 185L57 184V183ZM100 182V183H99ZM107 182V183H106ZM109 182V183H108ZM111 182V183H110ZM113 182V183H114ZM191 182H193V186H192V184H191ZM203 182H205V184L203 183ZM215 182H218V183H215ZM227 182V183H228ZM239 184H238V183ZM260 182H261V180H260ZM1 183V182H0ZM9 183V184H8ZM26 183H28V184H26ZM31 183V184H30ZM40 184L39 185V187L37 186V184ZM63 184V186L61 187V185ZM119 185H118V184ZM125 183H127L125 186L126 187H124L123 185ZM208 183V184H207ZM15 184H17L18 185V187H17V185H15ZM23 184V185H22ZM34 184V185H33ZM44 184V185H43ZM52 184V185H51ZM54 184H57L56 186H54ZM66 184V185H65ZM69 184V185H68ZM73 184V185H72ZM80 184V185H79ZM110 186H109V185ZM219 184V185H218ZM232 184V185H231ZM233 184H237V186L238 185H241V189H240V186H238V188L235 186V185H233ZM9 187H14L15 186V188H9ZM25 185V186H24ZM26 185H28V187L26 186ZM31 185V186H30ZM51 185V186H50ZM175 186V187H173L172 188V186ZM180 185V184H179ZM216 185V186H215ZM261 185V186H260ZM22 186V187H21ZM24 186V187H23ZM32 186H34L35 188H37V189H35V188H33ZM42 186V187H41ZM78 186V187H77ZM117 186H118V188H117ZM123 186V187H122ZM171 186V187H170ZM197 186V187H198ZM246 186V187H245ZM259 186L261 187L260 189H259ZM18 189H17V188ZM21 189H20V188ZM56 187V188H55ZM129 187H131V189H129ZM168 187V188H167ZM169 187H170V189H169ZM191 187L192 188H194V189H192V190H190L191 189ZM235 187V188H234ZM9 189V190H6V189ZM25 188V189H24ZM28 188H33L32 190H34V191H37V192H34V191H30V189H28ZM66 188V189H65ZM74 188V189H73ZM84 188V189H83ZM136 188V189H135ZM138 188V189H137ZM181 188H183V190H185V188H190L189 190L188 189H186L185 190V192L181 189ZM209 188H210V190H209ZM243 188H247L246 190H244ZM3 189V190H2ZM5 189V190H4ZM26 189H28V190H26ZM124 189H126V190H124ZM128 189V190H127ZM139 189H140V191L141 192H143V193H141L140 191H139ZM141 189H143V190H141ZM160 189V190H159ZM170 190V192H169V190ZM239 191H238V190ZM13 190V191H12ZM18 190V191H17ZM20 190V191H19ZM63 190V191H62ZM73 190V191H72ZM80 190H82V191H80ZM90 190V191H89ZM120 190V191H119ZM129 190H131L130 191V193H129ZM154 190V191H153ZM193 190H194V192H193ZM206 190V191H205ZM212 190V191H211ZM214 190V191H213ZM232 190L235 192L236 190L238 191H236V195L234 194V192H232ZM242 190V191H241ZM250 192H249V191ZM260 190H262V192L260 191ZM5 193H4V192ZM8 191V192H7ZM29 191V192H28ZM42 191H43V195H42ZM68 191V192H67ZM122 191V192H121ZM133 191V192H132ZM137 191V192H136ZM148 191V193H146ZM189 191V192H188ZM208 191H211V192H208ZM240 191L241 192H245V194L243 193V195H242V193H240ZM248 191V192H247ZM11 193V194H8V193ZM23 192V193H22ZM31 192V193H30ZM34 192V193H33ZM46 192V193H45ZM50 192V193H49ZM76 192V193H75ZM87 192V193H86ZM90 194H89V193ZM129 194H128V193ZM136 192V193H135ZM140 193V197L139 196H137V195H139V193ZM192 192V193H191ZM197 193V195H196V193ZM208 192V193H207ZM215 194H214V193ZM247 192V193H246ZM4 193V194H3ZM19 193H21V194H19ZM39 193H40V195H39ZM45 193V194H44ZM48 193V194H47ZM59 194V196H58V194ZM125 193V194H124ZM135 195H134V194ZM195 193V194H194ZM211 193V194H210ZM248 193H250V194H248ZM261 193V194H260ZM8 194V195H7ZM23 194V195H22ZM26 194V195H25ZM50 194L52 195V198H51V196H50ZM114 194V195H113ZM120 194V195H119ZM142 194V195H141ZM156 194V195H155ZM168 194H170V196L168 195ZM174 194H176L177 195V197L174 195ZM212 196H210V195ZM214 196H213V195ZM15 195V196H14ZM22 195V196H21ZM35 195V196H34ZM42 196V197H39V196ZM64 195V196H63ZM71 195V196H70ZM116 195V196H115ZM122 195V196H121ZM145 195V196H144ZM153 195H155V196H153ZM168 195V196H167ZM175 197H173V196ZM184 195V196H183ZM196 197H195V196ZM209 195V196H208ZM238 195V196H237ZM251 196V198L249 197L248 198V196ZM8 196V197H7ZM13 196V197H12ZM45 198H44V197ZM85 196V197H84ZM90 196H91V198H90ZM94 196V197H93ZM95 196H96V198H95ZM124 196V197H123ZM135 196V197H134ZM136 196H137V198H139V199H137L136 198ZM142 196H144V197H142ZM153 196V197H152ZM207 196V197H206ZM247 196V197H246ZM27 197V198H26ZM31 197V198H30ZM54 197V198H53ZM66 197V198H65ZM87 197V198H86ZM157 197H159V198H157ZM163 197H164V199H165V201H163L164 199H163ZM208 197H210V198H208ZM213 197H214V199H213ZM234 197V198H233ZM244 197H246V198H244ZM70 198V199H69ZM84 198V200H83V203H82V199ZM86 198V199H85ZM94 200H93V199ZM152 198V199H151ZM157 198V199H156ZM161 198V199H160ZM167 198H169V199H167ZM174 198V199H173ZM194 198V199H193ZM3 199V200H2ZM77 199V200H76ZM80 199V200H79ZM99 199H101V200H99ZM104 199V200H103ZM108 201H107V200ZM135 199V200H134ZM163 199V200H162ZM167 199V200H166ZM239 199V200H238ZM248 200V201H256L257 203H256V205L257 206H255L254 207V212H252V213H256V212H261V214H262V216H261V220L259 219V218H255V219H253L252 218V220L254 221H252V222H246V221H244L243 220V218L241 219V218H238L237 217V219H241V221L244 223H240V225H238V226H236L237 224H239V223H237V222H241L240 220L239 221H237V222H234V224H235V226H234V224H233V226L232 225H229V223L227 222H224V220H223V215L222 214H224L225 213V211H226V213H227V208L228 207H231L232 205H235L236 203L238 204V203H240L241 201L240 200ZM256 199V200H255ZM5 200V201H4ZM64 200L67 202H69V201H71V202H65L64 203ZM86 200V201H85ZM140 200V201H139ZM155 200V201H154ZM173 200V201H172ZM202 202H201V201ZM3 201V202H2ZM127 201V202H126ZM143 201V202H142ZM154 201V202H153ZM159 203H158V202ZM160 201H161V204H160ZM170 201V204H168L167 202H169ZM226 201V202H225ZM84 202H86V203H84ZM107 202H108V204H107ZM113 202V203H112ZM130 202H132V203H130ZM135 202V203H134ZM137 202V203H136ZM140 202V203H139ZM157 202V203H156ZM164 202V203H163ZM171 202H172V204H171ZM174 202V203H173ZM211 202V203H210ZM9 203H11V204H9ZM17 203V204H16ZM75 203V204H74ZM79 203V204H78ZM85 204V207H87V205H88V209H87V211L84 213V214H82V212L81 211H77L76 210V208L74 209V208H72V207H74V206H79L80 208H81V206L80 205H82V204ZM103 204V205H100V204ZM144 203V204H143ZM154 203V204H153ZM194 203V204H193ZM195 203L197 204V205H195ZM199 203V204H198ZM15 204H16V206H15ZM69 204H70V206H69ZM77 204V205H76ZM112 204H113V206H112ZM117 206H116V205ZM120 204V205H119ZM139 206H138V205ZM146 204V205H145ZM153 204V205H152ZM166 204V205H165ZM193 204V205H192ZM3 205V206H2ZM59 205V206H58ZM95 205H97L96 207H95ZM109 207H108V206ZM111 205V206H110ZM119 205V206H118ZM121 205H123L122 207H121ZM125 205V206H124ZM132 205V206H131ZM147 205H149V207L147 206ZM151 205V206H150ZM155 205H158L157 206V208L159 209V208H161V210L159 209H157L156 208V206ZM169 205V206H168ZM195 205V206H194ZM205 205V206H204ZM41 206V207H40ZM102 207V206H104V207H102V208H99V207ZM105 206H107L108 207V209H107V207H105ZM114 206H116V207H114ZM127 206V207H126ZM136 206V207H135ZM144 206V207H143ZM153 206V208H152V210H151V208L150 207H152ZM161 206V207H160ZM166 206V207H165ZM171 206V207H170ZM181 206V207H180ZM197 206V207H196ZM27 207V208H26ZM48 207V208H47ZM52 209H51V208ZM94 207V208H93ZM110 207L112 208V209H110ZM113 207H114V209H113ZM132 207H134V208H132ZM150 209H148V208ZM155 207V208H154ZM163 207V208H162ZM167 207H169V208H167ZM179 207H180V209H181V211H180V209H179ZM192 207V208H191ZM200 207H202V208H200ZM21 208H23V209H21ZM31 208H33V209H31ZM91 208H93V209H91ZM100 210V213L98 212L99 210ZM108 210L106 213H107V215H110V213H111V215L110 216H108L107 217V215L105 214V212H103L102 211V209L105 211L106 209ZM119 209V210H115V209ZM126 208V209H125ZM132 208V210H130ZM139 208H141V209H139ZM143 208H145V210L143 209ZM195 208H198L199 209V211L197 210V212L194 210ZM48 209H49V211H48ZM65 209H66V211H65ZM73 209V210H72ZM134 209H139V211L138 210H134ZM167 209V210H166ZM183 209V210H182ZM189 209H192V210H189ZM204 209H207L206 211L204 210ZM217 209V210H216ZM226 209V210H225ZM261 209V210H260ZM22 210V211H21ZM43 210H45V211H42ZM46 210H47V212H46ZM50 210H51V212H50ZM61 210V211H60ZM81 210V209H80ZM91 210H95V211H97L98 213H99V215H100V217L102 216V213H103V215L106 217V219L107 220H105V217L104 216H102V219L98 216H95V215H98L97 213L95 214V212L94 211H91ZM111 210V212H109ZM114 210H115V213H114ZM121 210V211H120ZM125 210H127V211H125ZM147 210H149V211H147ZM156 211V210H158L157 212H153V214L152 213H150L151 211ZM179 211V212H177V211ZM54 211H55V214H54ZM57 211L59 212V213H57ZM65 211V212H64ZM72 211V212H71ZM117 211H119V213L117 212ZM123 211V212H122ZM133 211H134V213H133ZM144 211H145V213L146 214H148V215H146V214H144V215H146V216H144L143 214H141V212L142 213H144ZM176 211V212H175ZM182 211H183V215L181 214L182 213ZM186 211V212H185ZM193 211V212H192ZM50 212V213H49ZM71 212V213H70ZM76 214H75V213ZM88 212V213H87ZM108 212H109V214H108ZM113 212V213H112ZM124 212H125V214H124ZM139 212V214H137V213ZM148 212V213H147ZM162 212V213H161ZM190 212V214H188ZM216 212V214L215 215H213L214 213ZM220 212V213H219ZM223 212V213H222ZM46 213H47V215H46ZM68 213H69V215H68ZM74 213V214H73ZM118 213V214H117ZM123 213V214H122ZM171 213V214H170ZM179 214V216H178V214ZM195 213V214H194ZM211 213H212V215H211ZM52 214H53V216H52ZM57 214H59V215H57ZM114 214V215H113ZM140 214L142 215V216H144L143 218H142V216H140ZM177 214V215H176ZM193 214V215H192ZM197 214V215H196ZM204 214H206V216L204 215ZM209 214V215H208ZM257 214V213H256ZM62 215V216H61ZM64 215V216H63ZM66 215V216H65ZM124 215V216H123ZM152 215H154V216H152ZM157 217H156V216ZM170 215H171V217H170ZM172 215H174V216H172ZM189 215H190V217H189ZM41 216V217H42ZM54 216H56V217H54ZM58 216V217H57ZM140 216V217H139ZM149 216V217H148ZM150 216H152L151 218H150ZM161 216H163V217H161ZM167 216V217H166ZM178 216V217H177ZM181 216V217H180ZM183 216V217H182ZM197 216H199V217H197ZM205 216V217H204ZM213 217V221L212 220H210V219H212V217ZM216 216V217H215ZM221 216V217H220ZM52 217V219H54L55 218V220L53 221V220H50V218ZM60 217V218H59ZM65 219H64V218ZM78 217V218H79ZM97 217V218H96ZM150 219H148V218ZM158 217H160V218H158ZM165 217V218H164ZM176 217L177 218H179V219H182V220H179V219H176ZM197 217V218H196ZM215 217V218H214ZM219 217V218H218ZM49 218V219H48ZM99 218L101 219V220H99ZM110 218V219H109ZM139 218H142V219H139ZM145 218V219H144ZM152 218H154L153 220H152ZM167 218L168 219H172V220H175V222L174 221H172L171 219H170V221L169 220H167ZM200 218V219H199ZM205 218V219H204ZM210 218V219H209ZM221 218V219H220ZM98 219V220H97ZM115 219V220H114ZM148 219V223L150 222L151 224L152 223H154L153 225H151L150 226V223L148 224V223H146L145 225H144V223L145 222H147V221H144V220H147ZM161 220V222H160V220ZM163 219V220H162ZM164 219H165V221L167 222V221H169V222H167V223H169V225L168 224H162V223H164ZM190 219V220H189ZM196 219H198V221H200L201 222V220L203 221L201 224H203L204 223V225H206L205 227H202L203 225H201L200 224V222H198ZM208 219H209V222H208ZM215 219V220H214ZM217 219V220H216ZM251 219V218H250ZM69 220V222H71ZM103 220H104V222H103ZM114 221V223H113V221ZM116 220L118 221V220H120L119 221V224H117L118 222H116ZM131 220V221H130ZM186 220H188V221H186ZM194 220V221H193ZM219 220V221H218ZM220 220H222V221H220ZM256 220V221H255ZM258 220V221H257ZM52 221V222H51ZM62 221V220H61ZM96 221V222H95ZM99 221V222H98ZM107 221V222H106ZM139 221V223H137ZM142 221V222H141ZM144 221V222H143ZM153 221V222H152ZM156 221H158V222H156ZM163 221V222H162ZM177 221V222H176ZM205 221H207L209 224H205L206 222ZM217 221V222H216ZM249 221H251V220H249ZM69 222H67V223H69ZM84 222V221H83ZM105 222H106V224H105ZM136 224H135V223ZM165 222V223H166ZM174 222V223H173ZM212 222V223H211ZM216 222V224H217V226H216V224L215 225H213V223H215ZM220 222H222L221 224H220V226H223V228L225 229H223V228H220L219 227V223ZM257 222V223H256ZM260 222H263L261 225L259 224ZM102 223V224H101ZM105 225H104V224ZM157 223V224H156ZM160 223H161V225H160ZM179 223V224H178ZM185 223H186V225H188V226H191L190 228H186V229H190L191 230V232H190V230H186L185 229V227H188V226H186L185 225ZM189 223V224H188ZM190 223H191V225H190ZM194 223V224H193ZM195 223H196V225L197 226H199V227H201V230H199L198 231V234L200 235V237H199V235L197 234V233H194V232H196V230L195 229H199V228H197L196 227V225H195ZM225 223V224H224ZM52 224V225H51ZM81 224V225H80ZM116 224V225H115ZM127 224V225H126ZM135 226H134V225ZM158 225L157 226V228H156V225ZM172 224V225H171ZM174 224V225H173ZM178 224V225H177ZM181 224V225H180ZM192 224H193V227H192ZM213 225V227H211L212 225ZM223 224V225H222ZM101 226V227H99V226ZM131 225H133V226H131ZM147 225H148V227H147ZM165 226V227H161V226ZM169 227H168V226ZM175 225H176V228H175ZM185 227H184V226ZM209 225V226H208ZM227 225V226H226ZM259 225V226H258ZM78 226H79V228H78ZM98 226V227H97ZM103 226V227H102ZM114 226V227H113ZM116 226V227H115ZM139 226H141V227H139ZM145 226V227H144ZM151 228H150V227ZM172 228H174V229H171V227ZM208 226V229L210 230V228H211V232L210 231H208L207 229H206V227ZM224 226H226V228L224 227ZM244 226V227H243ZM138 227V228H137ZM144 227V228H143ZM153 227H155V228H153ZM196 227V228H195ZM214 227H215V229H214ZM219 227V228H218ZM229 227V230L231 229L232 230V232L231 231H228V228ZM100 228H102V229H104V230H102L101 229V231H103V232H100L99 233V231H100ZM167 228H170V229H167ZM184 228L185 230H186V232H184L185 230H182V229ZM192 228L194 229V232H193V230H192ZM204 228V229H203ZM217 228H218V230L221 232V234H224V235H220V232H218V230H217ZM245 228V229H244ZM84 229H86V231L84 230ZM145 229V230H144ZM153 229H155L156 230V235H154V232H155V230L154 231H150V230H153ZM160 229H162L161 231H160ZM167 229V230H166ZM205 229H206V232H207V234H208V237H207V234H206V236L204 235V237H203V232H205ZM223 229V230H222ZM226 229H227V231H226ZM247 229V230H246ZM82 230H84V231H82ZM184 232V233H186V234H188V235H186V234H182V232ZM204 230V231H203ZM238 230V231H237ZM241 230V231H240ZM44 231V232H43ZM95 231V232H94ZM141 231H142V233H144V234H146L147 233V235H145V236H142V233H141ZM144 231V232H143ZM160 231V232H159ZM163 231H165L166 233H164ZM212 231L214 232H218V234H216L215 232L212 234ZM224 231V232H223ZM82 232H84V235L83 234H81ZM177 232H179L180 234H177ZM202 232V233H201ZM210 232V233H209ZM229 232V233H228ZM238 232H239V234H238ZM88 233V234H87ZM91 233H92V236H91ZM94 233V234H93ZM151 233H153V234H151ZM161 233L163 234V236L161 235ZM225 233H227L226 234V236H225ZM232 233V234H231ZM235 233H237L236 235H235ZM45 234V235H44ZM103 234V235H102ZM125 234V235H124ZM132 234V235H131ZM138 234V235H137ZM143 234V235H144ZM158 234V235H157ZM192 234H193V236H194V238H192ZM196 234V235H195ZM210 234V235H209ZM232 235V236H230V235ZM241 234V235H240ZM262 234V235H261ZM73 235V236H72ZM98 235V236H97ZM122 235V236H121ZM136 235H137V237H136ZM153 237H152V236ZM172 235V236H171ZM179 236V238L177 237V236ZM186 235V236H185ZM197 235H198V237H197ZM201 235H202V238H201ZM216 235V236H215ZM218 235H220V236H218ZM87 236V237H86ZM101 236H103V239H102V237ZM106 238H105V237ZM125 236V239L123 238ZM150 236H151V238H150ZM159 236H160V238H159ZM165 236H166V238H165ZM170 236V237H169ZM182 236V237H181ZM185 236V237H184ZM211 236H212V238H211ZM214 236H215V238L217 239H215L214 238ZM241 236V237H240ZM73 239H72V238ZM100 239V240H102L101 242H100V240L98 239V238ZM130 237V238H129ZM141 237V238H140ZM142 237H143V239H142ZM145 237V238H144ZM158 237V238H157ZM163 237V238H162ZM175 237V238H174ZM178 239H177V238ZM196 237V238H195ZM218 237V238H217ZM222 237H224V241H221V239H223ZM231 237H232V239H231ZM239 237L241 238V239H239ZM263 237V238H262ZM68 238H70V240L68 239ZM90 238V239H89ZM93 238V239H92ZM127 238V239H126ZM135 238V239H134ZM137 238H139V239H141V240H144V239H146L147 240V238H148V240L149 241H151L152 239V242L153 243H150L148 240L146 241V240H144V241H141V240H138L137 241ZM150 238V239H149ZM165 238V239H164ZM190 238H191V240H190ZM197 238H201V239H199V240H197ZM203 238L205 239L206 238V240H204V242H203ZM210 238V240H208ZM216 240L215 242L213 241L214 239ZM219 238H221L220 239V241H218V239ZM230 238V240H228ZM235 238H237V239H235ZM72 239V240H71ZM183 239H185V240H183ZM192 239H193V241H192ZM195 239V240H194ZM225 239H226V243H225ZM259 239V240H258ZM67 240H69V242H71V243H69ZM97 240V241H96ZM104 240V241H103ZM113 240V241H112ZM121 240H124V241H121ZM132 240H134V241H132ZM235 240V243L233 242ZM240 241V243H237V242H239ZM242 240H245L244 239V237H243V239ZM260 242V244L258 243V241ZM263 240V241H262ZM140 241H141V243L143 242V244H141L140 243ZM210 241V242H209ZM214 242L215 244H212V242ZM246 241H248V240H246ZM262 241V242H261ZM66 242H68V243H66ZM134 242V243H133ZM136 242H138V243H136ZM154 242H155V244H154ZM162 242V243H161ZM191 242V243H190ZM193 242H199V243H193ZM209 242V243H208ZM136 243V244H135ZM139 243H140V245H139ZM148 243V244H147ZM161 243V244H160ZM204 243V244H203ZM206 243V244H205ZM208 243V244H207ZM223 243V245H221ZM242 243V244H241ZM257 243H258V245H257ZM98 244V245H97ZM132 244V245H131ZM149 244H150V246H149ZM153 244V245H152ZM190 244V245H189ZM231 244V245H230ZM239 244V245H238ZM241 244V245H240ZM254 244H256L255 246H254ZM88 245V246H87ZM136 245V246H135ZM138 245V246H137ZM165 245V246H164ZM189 245V246H188ZM235 245H236V247H235ZM243 245V246H242ZM140 246H141V248H140ZM147 247V249H146V247ZM225 246H229V247H231V248H227L226 247V249H225ZM239 246V247H238ZM241 246V247H240ZM130 247V248H129ZM150 247V248H149ZM153 247V248H152ZM183 247H185L184 249H183ZM186 247H189V248H186ZM87 248V249H86ZM149 248V249H148ZM191 248V249H190ZM195 250V252H194V250ZM238 248H240V249H238ZM97 249V250H96ZM127 249H129V250H127ZM144 249H146V250H144ZM152 249V250H151ZM197 249V250H196ZM210 249H212V250H210ZM231 249H233V252L231 251ZM262 249V250H261ZM128 251V253H127V251ZM130 250H131V252H130ZM135 252H134V251ZM148 250H150V252L148 251ZM209 250V251H208ZM228 252H227V251ZM231 252H230V251ZM89 251V252H88ZM126 252V253H124L123 254V252ZM133 251V252H132ZM146 251V252H145ZM153 251V252H152ZM161 251V252H160ZM190 251V252H189ZM210 251H211V253H210ZM225 251H226V254H225ZM97 252V253H96ZM145 252V253H144ZM89 253V254H88ZM94 253H96V254H94ZM149 253H152V254H149ZM155 253H157V254H155ZM231 253V255L229 256V254ZM148 254H149V256H148ZM154 254V255H153ZM177 254V255H176ZM185 254V255H184ZM194 254V255H193ZM211 254V255H210ZM225 256H224V255ZM125 255H127V256H125ZM233 255H235V252L233 253ZM98 258V259H96V257ZM125 256V257H124ZM134 256V257H133ZM152 256V257H151ZM192 256H193V258H192ZM224 256V257H223ZM226 256H227V258H226ZM261 256V257H260ZM86 257V258H85ZM132 257H133V259H132ZM151 257V258H150ZM194 257H195V261H194ZM67 258V259H66ZM94 258V259H93ZM225 258V259H224ZM256 258V259H255ZM264 258V257H263ZM74 259V260H73ZM89 259V260H88ZM150 259V260H149ZM184 259V260H183ZM196 259L198 260V261H196ZM93 260V261H92ZM130 260H132V261H130ZM160 260V263L158 262ZM98 261V262H97ZM153 261H152V264H153ZM192 261V262H191ZM194 261V262H193ZM195 262H197V263H195ZM255 262V261H254ZM139 264V263H138Z\"/></svg>",
    "mask_w": 264,
    "mask_h": 264
},
{
    "label": "bare ground",
    "instance_id": "bare-ground-1",
    "mask_svg": "<svg viewBox=\"0 0 264 264\" xmlns=\"http://www.w3.org/2000/svg\"><path fill=\"white\" fill-rule=\"evenodd\" d=\"M11 1H14V0H11ZM43 0H41V2H40V0H26V2H24L25 3V5H23V6H25L26 7V10H25V17H27V19H28V21H30L31 23H32V25H31V27H30V29H29V32H28V34L30 35V37H31V39L29 40V42L31 43V46H30V49H26V51L27 50H29L28 51V53H24L23 52V54H21V56H18L16 53H17V50H18V47L20 46V41H22V35H24L23 33H24V31H23V33H22V30H23V28H22V26L21 25H19V24H17V22H15L14 23V18H13V16H10L9 14H6V15H4L3 17H2V19H1V22H0V85L2 84V82L4 81V79L5 78H7V80H9V79H11L12 81H13V79H16L17 78V80L19 79V81H20V79H22V78H24V79H28V77H31V76H35V75H41V74H45V73H49V71L56 65V64H58L63 58H64V56L62 57V56H60L61 54L60 53H63V50H65L66 48V46L65 47H63L62 46V42H63V36L68 32L69 33V31L71 32V29H72V27H73V25L74 24H79V25H82L81 27H79V28H83V27H88V26H93V24L94 23H92V21H100V20H105V22L106 23H101V24H104L105 25V27L106 26H112V25H114L115 26V30L112 32V35L111 36H114V37H125L126 35H128V34H130V33H134V31H140V30H146V31H148L149 29H152L153 30V28H156L155 27V25H157V23L158 22H162V21H167V19L169 20V18H170V10L171 9H176L177 7L178 8H186V7H188L189 9H191V8H193L194 9V7H196V6H199L201 3H205L206 2V0H132V1H130V0H47V1H44V2H42ZM225 4H224V6H223V10H222V12H221V15H220V13H219V17H220V23L222 24V21L223 22H225V21H227V20H232V19H234V20H236L238 17H239V13H243V15H245V16H248L250 19H251V21H252V23H250V22H248V24H253V26L255 27L254 29H255V34H253L254 35V39L258 42L257 43V45L261 48V51H259V50H257L258 48H256V50L258 51V52H256L255 54H257L256 56H257V58L258 59H261V62L264 64V0H251V2H250V5L249 4H244V5H240L236 0H229V1H227V2H224ZM171 4V5H170ZM14 6H15V4L13 5V7H12V4H10V8L12 7L13 9H14ZM39 6H41V8L39 7ZM39 9H41V12H40V14L37 12V10H39ZM179 10V9H178ZM178 10H177V13H179L178 12ZM8 11L10 12V9H9V7H8ZM180 11V10H179ZM221 11V10H220ZM8 12V13H9ZM186 13H188V12H186ZM175 15H176V13H175ZM178 15V14H177ZM173 17V16H172ZM184 17V16H183ZM183 19V18H182ZM218 19V18H217ZM26 20V19H25ZM191 19H190V16L188 15L186 18H184L183 19V23H188L189 21H190ZM234 20H233V22H234ZM191 22V21H190ZM253 22H256V23H253ZM193 23V22H192ZM227 23V22H226ZM100 24V25H101ZM161 24H163V23H161ZM160 24V25H161ZM228 24V23H227ZM246 25V28H249L250 26L249 25ZM83 25H85V26H83ZM104 25H101V27L102 26H104ZM119 25H122V27L120 26V28H118L119 27ZM164 25V24H163ZM165 25H166V23H165ZM170 25V24H169ZM184 25V24H183ZM113 26V27H114ZM175 26V28H176V26L177 25H174ZM224 26V25H223ZM104 27V28H105ZM113 27H111V28H113ZM157 27H158V25H157ZM160 27V26H159ZM158 27V28H159ZM178 27V26H177ZM191 27H194V26H191ZM210 27V26H209ZM209 27H207V29L209 28ZM227 27H228V25H227ZM74 28V27H73ZM76 28V27H75ZM74 28V29H75ZM89 28H91V27H89ZM110 28V29H111ZM174 28V29H175ZM199 28V27H198ZM205 28H206V26H205ZM211 28V27H210ZM33 29H34V31H33ZM80 29V31L78 30V26H77V31H79V32H82L83 30H81ZM84 29H86L87 30V28H84ZM103 29V28H102ZM173 29V30H174ZM182 29H184V27L182 28ZM75 30V31H76ZM92 30V29H91ZM94 30V29H93ZM156 30V29H155ZM161 30V29H160ZM176 30V29H175ZM174 30V31H175ZM189 30V29H188ZM188 30H185V32H189ZM211 30V29H210ZM210 30H209V32H210ZM216 30V29H215ZM231 30H232V28H231ZM229 28H226V26H225V28H222V31L221 32H223L224 31V33H217L218 34V36H217V39H216V37H215V41H218L216 44V47H213V49H216V50H218V51H220L221 52V56L219 57V60L220 59H223V58H225V57H227V61L229 62V63H233V62H238V61H236L238 58H237V55H236V51H238V50H236V49H234V43L232 44V39L234 38V36H233V34L231 33L232 31H231ZM77 31H76V33H77ZM103 31H105V30H103ZM102 31V32H103ZM110 31H112V30H110ZM167 31V30H166ZM165 31V32H166ZM173 31V32H174ZM177 31V30H176ZM178 31H180V29H178ZM183 31V30H182ZM202 31H203V29H202ZM201 31V32H202ZM204 31H206V30H204ZM213 31V30H212ZM88 32V31H87ZM143 32V31H142ZM142 32L140 33V32H138L140 35L142 34ZM151 33H152V31H150ZM154 32V31H153ZM168 32H169V28H168ZM172 32V31H171ZM181 32V31H180ZM179 32V33H180ZM178 33V35L177 36H172V41H170V33H168V34H165V33H163V34H165L164 36H161L160 38H159V40H158V38H157V44L156 45H154L153 47H152V45H150L149 47H152V49L149 51L150 53L148 54V55H146V56H144V55H140L139 57L140 58H138V59H136L137 61H138V64H136L134 61V63L133 62H131V63H133V64H136V66H139V71H140V73H141V75H142V82H143V88L144 89H150L152 86H154L158 81H160V80H166V79H170V71H169V69H168V71L167 70H165L166 69V67L168 66V65H166V67H165V69H160V68H163L164 67V65L165 64H167L166 63V61H169L170 60V54H169V51H170V48L171 47H173V50H175L176 52H178L179 54H180V56H178L177 58L178 59H180L181 57H184L185 56V53H186V51H188V49H189V46L191 45L190 44V41L188 40V38H187V35H186V33ZM31 33H33L34 34V36H31ZM109 33V32H108ZM132 33V34H133ZM138 33H136V35L138 34ZM198 33V32H197ZM204 33V32H203ZM106 34V33H105ZM135 34V33H134ZM143 34H145V33H143ZM158 34H159V32H158ZM162 34V33H161ZM172 34V33H171ZM177 34V33H176ZM190 34H192V33H190ZM206 34V33H205ZM209 34V33H208ZM213 34V33H212ZM139 35V36H140ZM154 35H155V33H154ZM160 35V34H159ZM159 35H158V37H159ZM107 36H109L108 34H107ZM129 36H132V35H129ZM135 36V35H134ZM202 36V35H201ZM211 36V35H210ZM113 37V38H114ZM137 37V36H136ZM152 37V36H151ZM190 37V36H189ZM197 37V36H196ZM212 37H213V35H212ZM24 38V37H23ZM110 38V37H109ZM127 38V37H126ZM135 38V37H134ZM143 38V37H142ZM207 38V37H206ZM102 39H103V37H102ZM106 39V38H105ZM115 39V38H114ZM124 39V38H123ZM132 39V38H131ZM199 39V38H198ZM204 39V38H203ZM214 39V38H213ZM126 40V39H125ZM137 40H138V37H137ZM89 41V40H88ZM90 41H91V39H90ZM106 41V40H105ZM107 41H108V38H107ZM121 41H122V39H121ZM193 41V40H192ZM196 41V40H195ZM200 41V40H199ZM199 41H197V42H199ZM203 41V40H202ZM212 41V40H211ZM214 41V42H215ZM234 41V40H233ZM23 42V41H22ZM75 42V41H74ZM110 42V41H109ZM120 42V41H119ZM128 42V41H127ZM203 42H205V41H203ZM81 43V42H80ZM140 43V42H139ZM201 43V45L203 44L202 42H200ZM84 44H85V42H84ZM107 44H108V42H107ZM121 44V43H120ZM123 44V43H122ZM133 44V43H132ZM146 44V43H145ZM144 44V45H145ZM152 44V43H151ZM154 44V43H153ZM213 42H212V46H213ZM69 45H71V43L69 44ZM68 45V46H69ZM73 45V44H72ZM74 45H75V43H74ZM81 45V44H80ZM80 45H78L79 47H80ZM86 45H87V47H88V44L86 43ZM85 45V46H86ZM91 45V44H90ZM89 45V47H91ZM125 45V44H124ZM123 45V46H124ZM143 45V44H142ZM193 45H195V44H193ZM193 45H191V46H193ZM198 45H199V43H198ZM83 46V45H82ZM84 46V47H85ZM92 46H95V45H92ZM96 46H98V45H96ZM106 46V45H105ZM129 46V45H128ZM135 46V45H134ZM171 46V47H170ZM236 46V45H235ZM28 48H29V46H27ZM70 47V46H69ZM68 47V48H69ZM72 47L73 46H71L70 48H71V50H73L75 47H73V49H72ZM78 47V48H79ZM88 47V48H89ZM101 47V46H100ZM103 47V46H102ZM102 47H101V49H102ZM117 47V46H116ZM140 47V46H139ZM143 47V46H142ZM70 48H69V50H70ZM82 48V47H81ZM81 48H80V50H81ZM88 48H82V50H85V49H88ZM111 48V47H110ZM119 48V47H118ZM132 48V47H131ZM130 47H129V50L131 49ZM134 48H136V47H134ZM138 48V47H137ZM141 48V47H140ZM140 48H138V49H140ZM147 48H148V44H147ZM190 48H192V47H190ZM194 48V47H193ZM237 48V47H236ZM21 49V48H20ZM25 49V48H24ZM90 49V48H89ZM103 49H104V47H103ZM108 50H109V48H107ZM106 49V50H107ZM122 49H125V48H122ZM141 49H143V48H141ZM212 49V50H213ZM23 50V49H22ZM67 50V49H66ZM65 50V52H67ZM78 50V49H77ZM91 51H90V53L93 55V57H94V54H95V48H94V51H93V48H91L90 49ZM96 50H97V48H96ZM105 50V49H104ZM114 50V49H113ZM127 50V48L125 49V51ZM129 50H127V52L129 51ZM87 51V50H86ZM98 51V50H97ZM102 50H100L99 52H101ZM145 51H146V49H145ZM144 51V52H145ZM70 53H69V55H67L68 57L70 56V55H72V53H74V50L71 52V51H69ZM87 52H89V50L87 51ZM110 52V51H109ZM115 52V51H114ZM117 52V51H116ZM142 52H143V50H142ZM189 52V51H188ZM22 53V52H21ZM79 53V52H78ZM82 53V52H81ZM81 53H79L80 55H81ZM84 53V52H83ZM83 53H82V55H83ZM86 53V52H85ZM84 53V54H85ZM102 53V52H101ZM107 53H108V51H107ZM121 53V52H120ZM119 53V54H120ZM204 53V52H203ZM217 53V52H216ZM238 53V52H237ZM64 54H66V53H64ZM68 54V53H67ZM97 54H98V52H97ZM96 54V55H97ZM102 54H104V53H102ZM114 54V53H113ZM116 54V53H115ZM117 54H118V52H117ZM117 54H116V57H117ZM129 54V53H128ZM127 54V55H128ZM134 55L136 54V53H133ZM190 54V53H189ZM202 54V53H201ZM239 54V53H238ZM240 54H242V53H240ZM239 54V55H240ZM88 55V54H87ZM90 55V54H89ZM96 55H95V58H96ZM133 55V56H134ZM137 55V57H138V54H136ZM190 55H192V53L190 54ZM212 55V54H211ZM75 56H77L76 54H75ZM79 56V55H78ZM84 56H86V55H84ZM91 56V55H90ZM88 57V59H90L91 57ZM102 56V55H101ZM104 56V55H103ZM107 56H109V55H107ZM186 56H188V55H186ZM204 56V55H203ZM202 56V57H203ZM241 56V55H240ZM66 57V56H65ZM74 57V56H73ZM80 57V56H79ZM83 57V56H82ZM98 57V56H97ZM99 57H100V55H99ZM115 57V56H114ZM122 57V56H121ZM77 58V57H76ZM85 58V57H84ZM95 58H93L94 60H95ZM134 58V60H135V56L133 57ZM194 58H196V57H193V59ZM205 58V57H204ZM207 58V57H206ZM67 59V58H66ZM73 59H75V58H73ZM80 59H81V57H80ZM79 59V60H80ZM85 59H87V58H85ZM92 59V60H93ZM97 59H100V58H97ZM96 59V60H97ZM118 59V58H117ZM121 59V58H120ZM125 59H127V56H126V58ZM177 59V60H178ZM70 60V59H69ZM76 60H78V59H75L74 61H76ZM83 60V59H82ZM91 60V59H90ZM90 60H88V61H90ZM91 60V61H92ZM95 60V62L97 63V61H98V63L97 64H99V62L101 61V62H103V60H97L96 61ZM116 60V59H115ZM123 60V59H122ZM130 60V59H129ZM207 60V59H206ZM215 60V59H214ZM64 61H65V59H64ZM68 61V60H67ZM67 61H65V62H67ZM87 61V62H88ZM110 61H112V60H110ZM110 61H109V63H107V65H108V68H107V70L109 71V74L111 75L112 73H110L111 71H114V69H113V67H114V65H110ZM120 61V60H119ZM127 61V60H126ZM131 61V60H130ZM175 61V60H174ZM180 61V60H179ZM193 61V60H192ZM65 62H63V63H65ZM86 62V61H85ZM100 62V63H101ZM125 62V61H124ZM124 62H122V63H124ZM189 62V61H188ZM228 62H227V64H228ZM69 63H71V62H69ZM79 64H80V61L78 62ZM83 63H84V61H83ZM89 63V62H88ZM91 63V62H90ZM104 63V62H103ZM106 63V62H105ZM214 63V62H213ZM236 63H235V65H236ZM66 64V63H65ZM64 64V65H65ZM72 65H73V63H71ZM87 64V63H86ZM133 64H130V65H133ZM176 64V63H175ZM178 64V63H177ZM183 64V63H182ZM260 64V63H259ZM67 65V64H66ZM65 65V66H66ZM75 65V64H74ZM84 65V64H83ZM82 65V66H83ZM102 65V64H101ZM106 65V66H107ZM115 65H117V64H115ZM126 65H128V64H126ZM130 65H128V68H129V66ZM179 65V64H178ZM190 65H191V63H190ZM253 65V64H252ZM252 65H251V67H252ZM68 66H69V64H68ZM80 66V65H79ZM78 66V67H79ZM88 67L90 66V65H87ZM92 66V65H91ZM98 66V65H97ZM102 66H104V65H102ZM111 66H113V67H111ZM119 66V65H118ZM135 66V65H134ZM180 66V65H179ZM179 66H177L176 68H175V70H174V73H178V72H180L182 69L184 70V67H179ZM182 66V65H181ZM183 66H184V64H183ZM218 66V65H217ZM231 66V64H229V67ZM249 66V65H248ZM264 66V65H263ZM57 67V66H56ZM61 67V66H60ZM70 67V66H69ZM72 67V66H71ZM75 67V66H74ZM78 67H76V70L78 69ZM81 67V66H80ZM79 67V68H80ZM84 67H85V65L83 66V70H84ZM93 67H94V65H93ZM121 67V66H120ZM122 67H123V64H122ZM127 67V66H126ZM126 67H124V69H126ZM131 67H133V66H131ZM206 67V66H205ZM228 67V68H229ZM253 67H255V68H249V69H251V70H253V69H255V71L254 72H250V73H252V75L251 74H249V75H251V78H252V90H253V92L255 91L254 90V88H256L257 90H259V92H258V94L261 96H259L261 99H263L264 98V67H261L260 65H256V66H254L253 65ZM62 68V67H61ZM64 68H66V67H64ZM87 68V67H86ZM91 68V67H90ZM98 68V67H97ZM97 68H95V70L97 69ZM119 68V67H118ZM136 68V67H135ZM170 68V67H169ZM173 68V67H172ZM171 68V69H172ZM188 68H189V65H188ZM192 68V67H191ZM57 69V68H56ZM67 69V68H66ZM106 69V68H105ZM104 69V70H105ZM131 69V68H130ZM133 69V68H132ZM136 69H138V68H136ZM174 69V68H173ZM172 69V70H173ZM227 69V68H226ZM52 70H54V69H52ZM58 70V69H57ZM57 70H56V72H57ZM65 70V69H64ZM73 70V69H72ZM88 70V69H87ZM90 70V69H89ZM97 70H99V69H97ZM120 70H121V68H120ZM129 69H127V71H128ZM134 70V69H133ZM212 70V69H211ZM211 70H210V73H211ZM248 70V69H247ZM250 70V71H251ZM68 71V70H67ZM75 71V70H74ZM86 71V70H85ZM101 71V70H100ZM124 71V70H123ZM186 71V70H185ZM212 71H214V70H212ZM249 71V70H248ZM64 72V71H63ZM69 72H70V69H69ZM88 72V71H87ZM86 72V73H87ZM93 72V71H92ZM105 72V71H104ZM118 72V71H117ZM116 72V73H117ZM128 72H130V71H128ZM184 72V71H183ZM207 72H208V70H207ZM77 73V72H76ZM106 73H107V71H106ZM120 73V72H119ZM131 73V72H130ZM129 73V74H130ZM172 73V72H171ZM121 74H124L123 72H121ZM198 74H199V72H198ZM198 74H197V79H198ZM206 74V73H205ZM208 74H209V72L207 73V75H205V77L207 76V78H208ZM216 74V73H215ZM58 75V74H57ZM60 75V74H59ZM65 75H67V74H65ZM69 75V74H68ZM115 75V74H114ZM117 75V74H116ZM130 75H132V73L130 74ZM210 75V74H209ZM72 76V75H71ZM119 76V75H118ZM126 75H124L123 77H125ZM129 76V75H128ZM200 76V75H199ZM211 77H212V75H210ZM214 76V75H213ZM66 77V76H65ZM111 76H109V75H103V74H100L99 72H95V73H93V75L92 76H89L88 77V79H89V81H91V82H93L94 84H91L90 86H88V88H87V90L86 91H84L83 92V98H84V100L82 101V102H80L79 100H74V101H76V104L74 103V106H71V108L70 109H67L68 111H67V115H69L70 114V112H72V109H74V107L76 108L77 106H79V105H81L82 103H87V102H89L91 99H105V98H107V99H111L113 96L112 95H115V94H118V93H120L121 92V90L119 89V87H116L115 85L113 86L112 84H110L109 83V81H111ZM194 77H195V75H194ZM204 77V78H205ZM227 77V76H226ZM73 78V77H72ZM83 78V77H82ZM193 78V77H192ZM203 78V77H202ZM214 79H215V77H213ZM230 78V77H229ZM228 78V79H229ZM63 79V78H62ZM67 79H68V77H67ZM70 79V78H69ZM193 79H195V78H193ZM197 79L195 80V81H192L191 80V82H195L194 83V85H196V82H197ZM227 79V80H228ZM249 79V78H248ZM11 80H9L10 82H11ZM57 80V79H56ZM199 80V79H198ZM213 80V79H212ZM226 80V79H225ZM251 80V79H250ZM69 81V80H68ZM72 81V80H71ZM126 81V80H125ZM128 81V80H127ZM210 81V80H209ZM231 81V80H230ZM16 82V81H15ZM18 82V81H17ZM63 82H64V80H63ZM114 82V81H113ZM120 82V81H119ZM247 82V81H246ZM248 82H249V80H248ZM247 82V83H248ZM12 83H14V82H12ZM60 83H62V82H60ZM133 83V82H132ZM244 83V82H243ZM16 84V83H15ZM15 84H12V86L14 87V86H16ZM22 84V83H21ZM66 84V83H65ZM114 84V83H113ZM136 84V83H135ZM182 84V83H181ZM190 84V83H189ZM191 84H193V83H191ZM197 84H198V82H197ZM250 83H248V85H249ZM18 85V84H17ZM62 85V84H61ZM69 85V84H68ZM89 85V84H88ZM120 85V84H119ZM121 85H123V84H121ZM130 85V84H129ZM128 85V86H129ZM202 85V84H201ZM201 85H200V87H201ZM248 85H246V86H248ZM127 86V85H126ZM131 86V85H130ZM181 86V85H180ZM245 86V87H246ZM29 87V86H28ZM161 87V86H160ZM172 87V86H171ZM177 87V86H176ZM179 87V86H178ZM190 87H193V85L191 86L190 85ZM200 87H198V88H200ZM249 87H251V84H250V86ZM247 88L248 90H250V88ZM32 88V87H31ZM126 88V87H125ZM131 88V87H130ZM135 88V87H134ZM168 88V87H167ZM180 88V87H179ZM194 88V87H193ZM13 89V88H12ZM11 89V90H12ZM27 89H29V88H27ZM133 89V88H132ZM173 89V88H172ZM195 89H196V87H195ZM169 91H170V88L168 89ZM186 90H188L187 88H186ZM191 90H194V89H192L191 88ZM25 91V90H24ZM27 91V90H26ZM31 91V90H30ZM30 91H28V93L26 94V95H23V99H26V100H28L29 101V99H31V96H29V94H30ZM34 91V90H33ZM32 91V92H33ZM36 91V90H35ZM34 91V93H37V92H35ZM66 91V90H65ZM161 91V90H160ZM164 91L166 92L167 90H166V88L164 89ZM164 91H163V94L162 93H160V95L162 94V96H161V98H164L165 96L164 95H166V96H168V92L165 94L164 93ZM179 91V90H178ZM240 91V90H239ZM247 91V90H246ZM162 92V91H161ZM194 92H195V90H194ZM192 93V94H195V93ZM240 92H242V91H240ZM248 92V91H247ZM250 92H251V90H250ZM252 92V93H253ZM20 93V92H19ZM23 93V92H22ZM90 93H93L92 95L90 94ZM124 93V92H123ZM170 93V92H169ZM189 93V92H188ZM16 94V93H15ZM14 94V95H15ZM157 94V93H156ZM155 94V95H156ZM250 94V93H249ZM247 95L246 93L245 94H241V95H239V101H243V100H246L245 102H247V101H249L248 100V98H250L251 97V95ZM254 94L255 93H253V95L252 96H254ZM257 94V95H258ZM12 95V94H11ZM32 95V94H31ZM43 95V94H42ZM80 95V94H79ZM191 95V94H190ZM34 96V95H33ZM38 96H40L41 97V95H38ZM37 96V97H38ZM46 96V95H45ZM120 96V95H119ZM159 96V95H158ZM189 96V95H188ZM193 96V95H192ZM238 96V95H237ZM249 96V97H248ZM15 97V96H14ZM14 97H10L9 96V98H13V99H16V98H14ZM18 97V96H17ZM39 97V98H40ZM47 97V96H46ZM75 97V96H74ZM144 97V96H143ZM155 97V96H154ZM196 97V96H195ZM35 98V97H34ZM33 98V99H34ZM44 98V97H43ZM152 98V97H151ZM161 98H159L158 97V99L160 100ZM167 98V97H166ZM166 98L164 99V101L166 100ZM181 98H183V97H181ZM190 98V97H189ZM192 98V97H191ZM191 98H190V101H192L191 100ZM197 98V97H196ZM236 98V97H235ZM253 98H255V97H253ZM257 98V97H256ZM22 99V98H21ZM41 99V98H40ZM60 99V98H59ZM58 99V100H59ZM116 99V98H115ZM119 99V98H118ZM117 99V100H118ZM238 99V98H237ZM261 99H259L260 101H261ZM2 100V99H1ZM113 100V99H112ZM146 100V99H145ZM148 100V99H147ZM178 100V99H177ZM196 100V99H195ZM194 100V101H195ZM198 100H200V99H198ZM197 100V101H198ZM229 100H231V99H229ZM229 100H228V102H229ZM257 100V99H256ZM16 101V100H15ZM34 101V100H33ZM33 101H31L30 103H32ZM137 101H138V99H137ZM141 101H143V100H141ZM141 101H139V102H141ZM149 101H151V99H149ZM168 101V100H167ZM180 101H181V99H180ZM186 101H189L188 100V97H186ZM227 101V100H226ZM232 101V100H231ZM239 101H237L238 103H235V104H232V106L230 105L229 106V108H227L226 109V111H225V113H224V109H222L221 108V112H222V114L224 113V117H222L221 116V118H223V121L221 122V121H218V122H220V124L222 125V132H223V134H225V136L224 137H230L231 135L232 136H235V138H237V136L239 135V134H237L238 132H237V125H236V123H237V119L239 120V117L241 116V118H246V119H250V121H252V122H255V127H256V131H259L260 132V134L258 133V136H256V133H255V131H254V133H253V131L251 130L250 132L251 133H253L252 135L250 134V132H249V134H248V136H250L248 139H244V138H242L241 136L238 138L239 140H237V143H239L240 145H241V147H242V153L240 154V155H242V157H247L248 159L249 158H254V160L256 161V159H258L259 160V158H257V157H260V158H262V159H264V105L262 106V108L263 109H261L260 111H253L252 110V106H254V105H251V110L249 109V107H248V103H242V102H240L239 103ZM254 101H255V99H254ZM21 102V101H20ZM23 103H24V101H22ZM21 102V103H22ZM97 102V101H96ZM95 102V103H96ZM135 102V101H134ZM196 102V101H195ZM257 102V101H256ZM13 103H15V102H13ZM17 103V102H16ZM15 103V104H16ZM26 103V102H25ZM36 103V102H35ZM35 103H33V104H35ZM60 103V102H59ZM72 103V102H71ZM94 103V102H93ZM109 103V102H108ZM108 103H106L107 105H108ZM117 103H119V102H117ZM125 103V102H124ZM136 103V102H135ZM147 103H149L148 101L145 103V106H150V103L148 104V105H146ZM158 103H161V102H158L157 101V104ZM185 103V102H184ZM189 103H191V102H188V104ZM196 103H198V102H196ZM195 103V104H196ZM232 103V102H231ZM252 103V102H251ZM258 103H260V102H258ZM261 103H262V101H261ZM101 106H102V103H101V101H100V103H99ZM99 104H97L96 103V105L97 106H95V107H98L99 106ZM112 105L111 106H113V102L111 103ZM115 104V106H116V103H114ZM126 104V103H125ZM128 104V103H127ZM137 104V103H136ZM142 104H144V103H142ZM141 104V105H142ZM154 104V103H153ZM156 104V106H158ZM162 104H164V103H162ZM167 104V103H166ZM175 104V103H174ZM188 104H186V105H188ZM229 104V103H228ZM254 104V103H253ZM14 105V104H13ZM18 105V104H17ZM105 104L103 103V106H104ZM110 105V104H109ZM121 105V104H120ZM130 105V104H129ZM134 105V104H133ZM138 105H140V103L138 104ZM140 105V106H141ZM161 105V104H160ZM168 105V104H167ZM221 105V104H220ZM220 105H219V107H220ZM260 105V104H259ZM89 105H87L86 107H88ZM110 106V107H111ZM115 106H113L114 108H115ZM132 106V105H131ZM155 106V107H156ZM169 106V105H168ZM178 106V105H177ZM194 106V105H193ZM192 106V107H193ZM223 106V105H222ZM255 106H256V104H255ZM56 107V106H55ZM100 107V106H99ZM106 108H107V106H105ZM109 107V106H108ZM112 107V108H113ZM118 107V106H117ZM124 106H123V102H122V106L120 107V109H122ZM126 107H127V105H126ZM141 107H143V105L141 106ZM152 107H154V105L152 106ZM161 107H163V106H161ZM183 107H186L185 106V104H184V106ZM103 108V107H102ZM105 108V109H106ZM127 108H129V107H127ZM134 108V111L137 109V108H139V111L141 112V110L140 109H142V108H140L139 106H137V108L135 109V107H133ZM133 108H129L130 110L131 109H133ZM186 108H188V107H186ZM186 108L185 109H183L184 110V112L183 113H185L186 112ZM190 108H191V106H190ZM196 108V107H195ZM194 108V109H195ZM79 109V108H78ZM108 109H110V110H108ZM106 111H109V112H112L111 111V108H108ZM118 108H116V110H117ZM124 109L126 110V108L124 107ZM129 109L126 111L127 112V114L128 113H131L133 110H131V112H129ZM145 109H147V111L149 112V113H147V112H145L146 110H144L143 112H145V114L147 113V114H150L151 112V110H150V108H146L145 107ZM153 109V108H152ZM158 110V108L156 107L155 108V110ZM163 109V108H162ZM166 109H167V107H166ZM180 109V108H179ZM193 109V108H192ZM220 109V108H219ZM254 109V108H253ZM256 109H257V107H256ZM83 110H85V109H83ZM90 110H92V109H90ZM104 110V109H103ZM115 110V111H116ZM150 110V111H149ZM182 110V111H183ZM259 110V109H258ZM78 111V110H77ZM93 111V110H92ZM97 111V110H96ZM102 111V110H101ZM133 111V112H134ZM138 111V110H137ZM159 111V110H158ZM168 111V110H167ZM174 111V110H173ZM192 111V110H191ZM196 111H198L197 109L195 110V113H197ZM74 112V111H73ZM76 112V111H75ZM74 112V113H75ZM82 112V111H81ZM99 112V111H98ZM118 112H120V110L119 111H116V113L115 112H113L114 114V116L116 115V116H118V115H120V114H117ZM124 111H123V109H122V113H123ZM131 113V115L133 114V116L135 115L136 116V114H138V113ZM164 112V111H163ZM221 112L219 113V114H221ZM73 113V114H74ZM106 113V112H105ZM155 113H156V111H155ZM169 113V112H168ZM109 113L107 112V114H105L106 115V117L107 116H109L110 115V117H111V115L112 114H109ZM126 114V113H125ZM140 114V113H139ZM138 114V115H139ZM145 114H144V116H145ZM158 114V116L161 114L160 112H158L157 113ZM163 114V113H162ZM221 114V115H222ZM64 115H66V114H64ZM77 115V114H76ZM76 115L75 116H72V114H71V116L72 117H74V119L76 120ZM79 115H81V114H79ZM79 115H77V116H79ZM102 115V114H101ZM104 115V116H105ZM130 115V114H129ZM141 115H142V113H141ZM153 115V114H152ZM176 115V114H175ZM182 115V114H181ZM180 115V116H181ZM186 116H188V115H190V114H185ZM194 114H192V116H193ZM71 116L69 117V120H70V118H71ZM96 116H97V114H96ZM104 116H101V117H104ZM114 116H112V118L114 119L115 117ZM135 116H134V118H132V116L130 117L131 119H129V120H134L135 119ZM140 116V115H139ZM144 116H142V119L139 121V120H137L138 122H136L135 120V122L137 123V125L134 123V125H136V127L134 128H132V125H133V122L134 121H130L131 122V128H128L129 126V121L127 120V125H126V123H122L124 126H125V130H123L122 129V132H120V131H118V129L121 127V126H123V125H121V126H119V125H117V126H119V128L117 129V131L116 132H114V130H116V128H114V130L113 129H106V131H103L102 130V128L103 127H101V129L100 130H102L103 132L100 134H98V133H93V135H91V136H89L88 134L89 133H91V131H92V129L91 130H89V133L88 134H85V136L83 135L81 138H83L84 140H85V137L86 136H89V139L88 140H85L84 142L82 141L81 142V144H79L80 142H78L76 139H77V135L78 136H81V135H79V134H84V131H83V133H82V131H81V133H79V131H78V133H76L77 135H75V133H74V135H73V137H72V139H71V137L69 138V139H65L64 141L66 142L67 140H69V142L71 143H67V144H65V145H63V148H62V146H60L59 145V147H61V149L59 150V149H57V152H55L54 150L56 149H53V153H57V158H58V160L57 161H59L58 163H59V165L64 161V159L65 158H67V157H72V156H76V158L79 156L80 158H83V160H84V158H88L87 159V161L88 160H90V159H92V157H93V159H92V161L95 159V157H94V154L97 152V150L99 151V150H101V151H103V150H105V151H103V152H107V153H109L110 152V146H113V144H115L114 146L116 147V145H118L117 147H120V149H122V148H125V150L127 149L128 151H139V153L140 152H142L141 153V155H140V158L139 157H136V159L141 163V167L138 169V171L136 172V174L137 175H139L138 177H137V179L138 178H140V180H139V186H140V188H144L145 189V191H146V189L147 190H151V188H154L155 186L157 187V186H159V187H164V185H168L169 183L168 182H170V176H172V178H173V176L175 175V177H176V175L177 176H180V178H182L181 180H183V175H184V173H185V171H186V168H188L189 166L191 167V166H196L197 167V165H198V163L197 162H199V161H201V160H199V161H195V162H193L192 163V165H191V163H190V165L188 164V165H186V166H188V167H186V166H184V164H179L178 165V163H177V165H175L174 167H172L171 165H173L172 163H170V155L169 156H162L163 154H162V152H163V150L162 149H160V147L162 148V146L164 145H162L161 146V144L160 145H158L157 147L156 146H154L153 145V142H152V140H156V136H154V138H151L152 137V134H154L153 132H152V127H151V123L153 122L152 120V122L151 123H149V121H150V118L151 117H149V120L148 119H146ZM150 116V115H149ZM164 116V115H163ZM170 116V115H169ZM173 116V115H172ZM179 116V117H180ZM195 116V115H194ZM76 117V118H75ZM105 117V118H106ZM119 117V116H118ZM123 118H125L124 116H122ZM127 117H128V115L126 116V118L125 119H127ZM138 117V116H137ZM136 117V118H137ZM141 117V116H140ZM147 117V116H146ZM166 117V116H165ZM189 117V116H188ZM191 117V116H190ZM66 118V117H65ZM79 118V117H78ZM92 118V117H91ZM104 118V119H105ZM107 118H109V117H107ZM110 119L111 121L113 120V119ZM139 118V117H138ZM137 118V119H138ZM148 118V117H147ZM155 118H156V114H155ZM161 118H163V117H161ZM170 118V117H169ZM168 118V121L170 120ZM220 118V119H221ZM64 119V118H63ZM103 118H101V120H102ZM107 120L108 121V123L109 122H111L110 120ZM125 119H123L122 121H126ZM186 119H189V118H185V120L184 121H186V122H188L189 120H186ZM79 120H80V118H79ZM78 120V121H79ZM116 120V119H115ZM114 120V121H115ZM121 120V119H120ZM161 120V119H160ZM159 120V121H160ZM191 121L190 122H193L192 120H194V119H190ZM222 120V119H221ZM72 121H74L73 119H72ZM78 121H75V123H77ZM87 121V120H86ZM94 121V120H93ZM105 121H106V119H105ZM106 121V122H107ZM117 122L116 123H118L119 121L118 120H116ZM88 122V121H87ZM86 122V123H87ZM101 122V121H100ZM103 123H104V121H102ZM121 122V121H120ZM196 122V121H195ZM63 123V122H62ZM107 123V124H108ZM113 123V121L111 122V124ZM116 123L114 124H112L111 126H116ZM159 123V122H158ZM240 123V122H239ZM95 124V123H94ZM107 124H105L104 123V126L106 127V125ZM153 124V123H152ZM165 124V123H164ZM243 124V123H242ZM86 125V124H85ZM109 125V124H108ZM154 125H155V123H154ZM184 125V124H183ZM214 125H216V124H214ZM219 125V124H218ZM239 125V124H238ZM102 126H103V124H102ZM109 127V128H112V127ZM161 126V125H160ZM220 126V125H219ZM248 126V125H247ZM246 126V127H247ZM88 127V126H87ZM105 127H104V129H105ZM108 127V126H107ZM212 127H214V126H212ZM245 127V126H244ZM243 127V128H244ZM254 127V126H253ZM70 128V127H69ZM86 128V127H85ZM122 128V127H121ZM121 128H120V130H121ZM124 128V127H123ZM155 128H157V127H155ZM168 128L170 129V127L168 126ZM205 128V127H204ZM203 128V129H204ZM242 128V127H241ZM89 129V128H88ZM168 129V130H169ZM212 129V128H211ZM217 129V128H216ZM219 129V128H218ZM250 129H251V127H250ZM253 129H255V128H253ZM99 130V129H98ZM97 130V131H98ZM99 130V131H100ZM154 130H156V129H154ZM158 130H159V128H158ZM168 130H164V131H168ZM177 130V129H176ZM242 130V129H241ZM245 130V129H244ZM71 131V130H70ZM86 131V130H85ZM96 131V132H97ZM161 131V130H160ZM210 131V130H209ZM247 131V132H246ZM246 131H244V133L246 134V133H248V129H246ZM73 132V131H72ZM77 132V131H76ZM92 132H94V130L92 131ZM154 132H156V131H154ZM158 132V131H157ZM156 132V133H157ZM170 132V131H169ZM205 133H204V135L203 136H206L207 134H208V131H204ZM217 132H218V130H217ZM216 132V133H217ZM219 132H221V131H219ZM242 132H243V130H242ZM54 133V132H53ZM53 133H51V134H53ZM85 133H87V131L85 132ZM168 133V132H167ZM203 133V132H202ZM241 133V132H240ZM243 133V134H244ZM165 134V133H164ZM163 133H162V136L164 135ZM209 134H210V132H209ZM55 135V134H54ZM53 135V136H54ZM71 135V134H70ZM219 135V134H218ZM247 135V134H246ZM72 136V135H71ZM74 136H76V138L74 137ZM161 136V135H160ZM165 136H166V134H165ZM173 136V135H172ZM202 136V137H203ZM210 136V135H209ZM208 136V137H209ZM221 136V135H220ZM222 136V137H223ZM243 136V135H242ZM52 136L50 135V138H51ZM57 137V136H56ZM179 137V136H178ZM215 137L217 138V135L216 136H214V139H215ZM223 137V138H224ZM228 137V138H229ZM48 139V141L50 140H52L53 141V139L55 138V137H53V139L51 138V139ZM73 138H75V140L78 142V143H74V142H76V141H74L73 140ZM80 138V137H79ZM88 138V137H87ZM160 138V137H159ZM218 138H220V137H218ZM73 140V142H71V140ZM161 139V138H160ZM168 139H170V138H168ZM175 139V138H174ZM203 139H204V137H203ZM213 139V140H214ZM232 140H233V137L231 138ZM55 140V139H54ZM79 140V139H78ZM82 140V139H81ZM177 140V139H176ZM212 141L211 140V138L210 139H208V141ZM220 140V141H219ZM231 140V141H232ZM49 141V142H50ZM51 141V142H52ZM56 141H57V139H56ZM168 141V143H170V141H171V139L170 140H167ZM209 141V142H210ZM230 141V139L228 140V139H223V141H222V139H216V142H214L215 144H218L216 147V150H218V148H219V150H222V153L223 152H225V154H226V148H227V151L229 150L228 148H230V147H232L233 148V144H232V142ZM233 141H235V139L233 140ZM49 142H47L46 143V145H48V143ZM117 142H120V144L118 143L117 144ZM158 142V141H157ZM173 142V141H172ZM176 142V141H175ZM178 142V141H177ZM54 143V144H53ZM52 144H53V147H56V144H55V142H53ZM57 143H59V142H57ZM61 143H62V141H61ZM82 143H84V144H82ZM113 143V144H112ZM236 143V142H235ZM156 144H158V143H156ZM167 144V143H166ZM177 144H180V145H182L181 143H177ZM210 144H212V142L210 143ZM209 144V145H210ZM49 145H51V144H49ZM55 145V146H54ZM120 145V146H119ZM174 145V144H173ZM179 145V146H180ZM26 146H28L27 147V149H34V148H31V145L29 146V145H26ZM26 146H25V148H26ZM42 146H43V144H42ZM52 146V145H51ZM109 146V147H108ZM165 146V145H164ZM167 147H168V145H166ZM205 146V145H204ZM213 146V145H212ZM212 146H211V148H212ZM215 146V145H214ZM213 146V147H214ZM239 146V145H238ZM30 147V148H29ZM33 147V146H32ZM41 147V146H40ZM57 147H58V145H57ZM177 147H178V145H177ZM206 147V146H205ZM209 147V146H208ZM207 147V148H208ZM241 147L240 148H238L239 150H241ZM24 148V150H26ZM109 149V152L107 151L108 149ZM162 150V152L159 150ZM210 148V147H209ZM164 149V148H163ZM165 149H166V147H165ZM168 149H169V147H168ZM236 149V148H235ZM238 149H236L237 151H238ZM23 150V151H24ZM35 151L36 150H39V149H34ZM41 150H45V149H43V148H41ZM41 150H39V151H41ZM113 150H114V147H113ZM116 150H118V149H116ZM212 150V149H211ZM210 150V152L212 153V151ZM232 150H234V149H230L229 151H232ZM22 151V152H23ZM42 151V154L41 155H39V156H37V154L36 155H34L35 157L34 158H32V160H31V163H29L28 165H30V164H32V162L33 163H36L35 164V167L37 166V165H39V164H37V162H38V159L39 158H41V160H42V162L44 161L45 162V159L49 156H46L45 157V155L48 153V151L49 152H51L52 151V149L51 150H45L46 151V153L45 152H43ZM111 151H112V149H111ZM115 151V150H114ZM124 151V150H123ZM166 151V150H165ZM196 151H199V150H196ZM205 151H209V150H205ZM214 151H215V147H214ZM235 151V150H234ZM233 151V152H234ZM26 152V151H25ZM103 152H98V153H100V155L99 156H101V155H103V154H101V153H103ZM118 152V151H117ZM117 152H115L116 154H117ZM120 152V151H119ZM118 152V153H119ZM207 152H205L206 154H208ZM232 152V153H233ZM241 152V151H240ZM24 153V152H23ZM22 153V154H23ZM52 153V154H53ZM106 153V154H107ZM114 153V154H115ZM124 153V152H123ZM123 153H121V154H123ZM128 153V152H127ZM135 153V152H134ZM138 153V154H139ZM215 153H216V151H215ZM220 153H221V151H220ZM230 153V152H229ZM236 153L237 152H235V155H236ZM112 154H113V152H112ZM111 153H110V155H112ZM126 154V153H125ZM129 155H130V153H128ZM132 154V153H131ZM200 154V153H199ZM210 154V153H209ZM208 154V157H210V155ZM212 154H214V153H212ZM211 154V155H212ZM238 154V153H237ZM27 154L25 153V156H26ZM55 155L56 154H54V155H50V156H54V158H55ZM109 155V156H110ZM129 155H127V156H129ZM134 155H136V154H134ZM197 155V154H196ZM196 155H194V156H196ZM220 155V154H219ZM224 155V154H223ZM228 155H231V154H228ZM31 156V155H30ZM108 156V157H109ZM125 156V155H124ZM200 156H202V155H200ZM204 156H207V155H204ZM213 156V155H212ZM225 157L227 156V155H224ZM238 156V155H237ZM235 157L236 159L238 158H241V157ZM20 158H25V157H23V155H21V156H19ZM45 157V158H44ZM97 157V156H96ZM103 157V156H102ZM106 157H107V155H106ZM105 157V158H106ZM111 157V156H110ZM117 157H118V155H117ZM130 157V156H129ZM193 157V156H192ZM198 157V156H197ZM207 157V158H208ZM224 157V158H225ZM27 158V157H26ZM57 158H55V159H57ZM76 158H72L73 160H76ZM124 158V157H123ZM128 158V157H127ZM191 158V157H190ZM189 158V159H190ZM195 159H196V157H194ZM201 158V157H200ZM199 157H198V159H200ZM204 158V157H203ZM206 157H205V160L204 159H202V163L201 164H199V166L201 167V166H203V167H201V171L203 170V168L204 167H206V163L205 162H208L207 160H209V158L207 159ZM213 158V157H212ZM229 158V157H228ZM227 158V159H228ZM234 158V156H233V159H235ZM246 158V159H247ZM23 159H21L20 161H22ZM52 159V161H54L55 159H53V158H50V160ZM79 159V158H78ZM78 159H77V161L76 162H79L78 161ZM100 160H101V158H99ZM103 159V158H102ZM226 159V158H225ZM237 159V160H238ZM242 159V158H241ZM248 159L246 160V163H250V165H252L253 167H254V165H253V163H252V161H253V159L251 160V159H249V160H251V161H248ZM28 160H30V158L29 159H27V161ZM47 160V159H46ZM48 160H49V157H48ZM50 160H49V162H50ZM63 160V161H62ZM68 159H66V161H67ZM69 160H70V158H69ZM68 160V161H69ZM72 160V161H73ZM86 160V159H85ZM114 160H116V159H114ZM122 160V159H121ZM120 160V161H121ZM128 160H129V158H128ZM134 160V159H133ZM132 160V161H133ZM137 160H135L136 162H137ZM179 160H181V159H179ZM178 160V161H179ZM192 160V159H191ZM204 160V161H203ZM210 160H213V159H211V157H210ZM209 160V161H210ZM221 160H222V158H221ZM224 160V159H223ZM223 160L221 161L222 163H224L223 162ZM237 160H235V161H231V160H229L228 159V162H230V164H232L233 165V163H237V165L240 163H238V162H236ZM19 160H18V162H20ZM25 161V160H24ZM23 161V162H24ZM26 161V162H27ZM56 161V162H57ZM71 161V162H72ZM87 161H85V162H87ZM91 161V160H90ZM92 161H91V163H92ZM126 161V160H125ZM131 161V160H130ZM193 161H194V159H193ZM220 161V160H219ZM241 161V160H240ZM244 160L242 159V162H243ZM248 161V162H247ZM264 161V160H263ZM26 162L25 163H21V164H18V165H20L21 166V168H22V165H23V167H26L25 169H28L29 168V166H28V168H27V166H25V165H27L26 164ZM47 162V161H46ZM97 162V161H96ZM106 162H108V161H106ZM183 162V161H182ZM181 162V163H182ZM210 162H212V161H210ZM215 162V161H214ZM227 162V161H226ZM226 162L224 163V164H226ZM233 162V163H232ZM241 162V163H242ZM257 162V161H256ZM262 162V161H261ZM260 162V163H261ZM16 163V162H15ZM40 163V162H39ZM55 163V162H54ZM64 163V162H63ZM66 163V162H65ZM90 162L88 161V164H89ZM138 163V162H137ZM136 163V164H137ZM140 163H139V165H140ZM204 163V164H203ZM209 163V162H208ZM207 163V164H208ZM216 163V162H215ZM215 163L213 164V162L210 164L211 166L213 165V166H215ZM245 162H243L242 164H244ZM245 163V164H246ZM259 163V162H258ZM257 163V164H258ZM7 164V163H6ZM14 163H12V165H13ZM51 165H52V163H50ZM49 164V165H50ZM56 164V163H55ZM55 164H53V166L55 165ZM66 164H71V163H66ZM72 164H74V163H72ZM79 164V163H78ZM93 164H95V163H93ZM93 164L91 165V166H93ZM98 165H99V163H97ZM105 164V163H104ZM107 164V163H106ZM111 164V163H110ZM120 164V163H119ZM127 164H129L128 162H127ZM133 164V163H132ZM175 164H176V162H175ZM203 164V165H202ZM218 164V163H217ZM221 164V163H220ZM5 164H2V163H0V170L2 169L3 171H5L6 169H4L5 167H3ZM16 165V164H15ZM14 165V166H15ZM33 165V164H32ZM45 165V164H44ZM49 165L47 164V166L49 167ZM58 164H57V166H59ZM75 165H77V164H75ZM82 165V164H81ZM125 165V164H124ZM210 165L208 166V167H210ZM227 165V164H226ZM234 165H236V164H234ZM248 164H246V166H247ZM247 166L248 167V170H250L249 168L251 167V166ZM260 165H262V171H264L263 170V168H264V162H263V164H260ZM6 166V165H5ZM13 166V167H14ZM20 166H17V167H20ZM34 166V165H33ZM42 166V165H41ZM40 166V167H41ZM66 166V165H65ZM64 166V167H65ZM126 166V165H125ZM137 166V165H136ZM213 166H212V168H213ZM217 166V165H216ZM221 166H222V164H221ZM223 166H225V165H223ZM7 167V166H6ZM44 167V166H43ZM81 167V166H80ZM79 167V168H80ZM89 167H90V165H89ZM119 167H120V165H119ZM195 167V168H196ZM208 167H207V169H208ZM235 167V166H234ZM238 167H240V165L238 166ZM242 167H244V166H242L241 165V168H238V169H242ZM257 167V169L258 168H260V167H258V165L256 166ZM9 168H12V167H9ZM9 168H7L8 170H10ZM39 168V167H38ZM67 168H68V166H67ZM86 168V167H85ZM84 168V169H85ZM93 168V167H92ZM199 168V167H198ZM197 168V169H198ZM211 168V167H210ZM216 168V167H215ZM218 168V167H217ZM216 168V169H217ZM221 168V167H220ZM224 168V167H223ZM226 168V167H225ZM224 168V170H226ZM246 168V167H245ZM255 168V167H254ZM22 169H24V168H22ZM34 169V171L36 170V168H33ZM32 169V170H33ZM44 169V168H43ZM55 169V168H54ZM61 169V168H60ZM59 169V170H60ZM71 169H74L73 167H71ZM83 169V168H82ZM91 169V168H90ZM89 169V170H90ZM188 169H190V168H188ZM192 169H194L193 167H192ZM196 169V170H197ZM200 169V168H199ZM205 169V168H204ZM206 169V170H207ZM231 169V168H230ZM230 169H228L227 168V170H229V172L230 171H232V170H230ZM260 169V170H261ZM15 170H17V175L19 174V171H18V169H16L15 168ZM19 170H20V168H19ZM29 171H30V169H28ZM38 170H40V169H38ZM38 170H36V171H38ZM49 171L51 170V169H48ZM47 170V171H48ZM65 170V169H64ZM69 170H70V168H69ZM74 170H76V169H74ZM73 170V171H74ZM87 170V169H86ZM93 170H95L94 168H93ZM102 170V169H101ZM191 170V169H190ZM195 170V171H196ZM206 170H205V173H206ZM212 170V169H211ZM223 170V171H224ZM244 170V169H243ZM246 170V169H245ZM23 172H24V170H22ZM21 171V173L20 174H22L23 172ZM27 171V170H26ZM43 171V170H42ZM46 171V170H45ZM57 171V170H56ZM81 171V170H80ZM84 171V170H83ZM92 171V170H91ZM90 171V172H91ZM197 171H199V170H197ZM196 171V172H197ZM219 171V170H218ZM247 171V170H246ZM2 171H0V173H1ZM8 171L6 170V172H5V174H8L9 173V176H10V171L7 173ZM14 171L12 170V173H13ZM14 172V173H15ZM28 172V171H27ZM51 172V171H50ZM49 172V173H50ZM52 172H53V170H52ZM76 172H77V170H76ZM75 172V173H76ZM104 172V171H103ZM204 172V171H203ZM227 172V171H226ZM233 173H234V171H232ZM231 172V173H232ZM2 173H4V172H2ZM1 173V174H2ZM11 173V174H12ZM13 173V174H14ZM25 173V172H24ZM23 173V174H24ZM37 173H39V172H37ZM60 174L62 173V171H60L59 172ZM72 173V172H71ZM70 173V174H71ZM75 173H72V174H75ZM80 173V172H79ZM87 173V172H86ZM92 173V172H91ZM90 173V174H91ZM99 173V172H98ZM97 173V174H98ZM186 173H188V172H186ZM185 173V174H186ZM209 173V172H208ZM207 173V174H208ZM264 174V172H261L260 171V173L259 174ZM67 173H65V175H66ZM77 174V173H76ZM81 174H84V173H81ZM189 174V173H188ZM191 174V173H190ZM196 174V173H195ZM201 174H203L202 172H201ZM222 174V173H221ZM221 174H219V175H221ZM227 174H229V173H227ZM2 175H4V174H2ZM17 175H16V177H17ZM38 175V174H37ZM63 175V174H62ZM100 175V174H99ZM213 176H214V173L212 174ZM226 175V174H225ZM224 175V176H225ZM240 176H241V174H239ZM245 175V174H244ZM255 175V173H253V176ZM8 176V175H7ZM6 176V177H7ZM14 176V175H13ZM20 176V182H21V175H19ZM19 176L17 177V178H19ZM40 176V175H39ZM90 176V175H89ZM92 176V175H91ZM97 176V175H96ZM101 176H102V174H101ZM103 176H104V173H103ZM102 176V177H103ZM128 176V175H127ZM132 176V175H131ZM136 176V175H135ZM133 177V178H136V177ZM211 176V175H210ZM210 176H208V178H210ZM237 176V175H236ZM249 176H251V175H249ZM5 177V176H4ZM11 177V176H10ZM40 177H42V176H40ZM83 177V176H82ZM105 177V179H106V177H107V175L106 176H104ZM103 177V178H104ZM129 177V176H128ZM132 177H130L131 179H132ZM189 177V176H188ZM192 177V176H191ZM197 177V179H199V178H201V177H199V176H196ZM199 177V178H198ZM204 177V176H203ZM219 177L220 176H218L217 175V179H219ZM231 177V176H230ZM252 177V176H251ZM264 177V176H263ZM263 177H260V178H263ZM8 178V177H7ZM7 178H6V181H8L7 180ZM80 178H81V176H80ZM94 178V177H93ZM98 178H99V176H98ZM103 178H101V180L103 179ZM115 178V177H114ZM113 178V179H114ZM124 178V177H123ZM130 178H128L127 179V182L129 183V184H131L130 183V181H134V180H130ZM185 178V177H184ZM192 178H195L194 176L192 177ZM192 178H190V179H192ZM206 178V177H205ZM207 178V179H208ZM214 178V177H213ZM225 177H223V179H224ZM228 179L227 181L225 180V179ZM224 180H225V182H226V184H228V185H230L229 183H231L230 181H229V178L228 177H226ZM242 178V177H241ZM249 178V177H248ZM247 178V179H248ZM253 178V177H252ZM259 178V182H258V185H259V183H261V185H262V181H264V179H260ZM5 179V178H4ZM10 179V183H11V178H9ZM13 179H15V177L13 178ZM13 179H12V183H13ZM40 179V178H39ZM88 179V178H87ZM104 179V181H106ZM112 179V178H111ZM110 179V180H111ZM122 179V178H121ZM174 179V178H173ZM177 179V178H176ZM196 179V180H197ZM215 179V178H214ZM231 179H233V178H231ZM246 179V180H247ZM2 180V179H1ZM0 180V184H2V182L4 181H1ZM19 180V179H18ZM16 181V179H15V181L18 183L19 181ZM84 180V179H83ZM96 180V179H95ZM126 179L124 178V181H125ZM128 180H130V181H128ZM180 180V179H179ZM185 180H186V178H185ZM196 180H195V182H196ZM208 180H210V179H208ZM212 180L213 179H211V181H209V184L212 182ZM222 180V176H221V178H220V180L219 181H221ZM245 179H242V184H246V185H248L247 183H244L245 181H244ZM248 180H250V179H248ZM257 180V179H256ZM260 180H261V182H260ZM14 181V182H15ZM33 181V180H32ZM39 181V180H38ZM99 181V180H98ZM117 181H119V179H117ZM123 181V182H124ZM172 181V180H171ZM184 181V180H183ZM192 181H193V179H192ZM201 181V180H200ZM200 181H198V184L199 183H202V182H200ZM214 181V180H213ZM216 181V180H215ZM218 181V182H219ZM229 181V182H228ZM236 181H237V179H236ZM15 182V183H16ZM19 182V183H20ZM36 182V181H35ZM35 182H33V183H35ZM114 181H112V184H114V187H115V182L113 183ZM120 182V181H119ZM135 182V181H134ZM138 182V181H137ZM175 182H177L178 183V187H180L181 186V184H182V182L181 183H179L177 180L175 181ZM186 181H184V183H185ZM218 182H215V183H218ZM223 182L224 181H222V183H220L219 182V184H223ZM228 182V183H227ZM241 182V181H240ZM248 182V181H247ZM12 183L11 184H9V185H11L12 186ZM18 183V184H19ZM37 183V182H36ZM55 183V182H54ZM100 183V182H99ZM107 183V182H106ZM109 183V182H108ZM111 183V182H110ZM136 183V182H135ZM134 183V184H135ZM168 183V184H167ZM197 183V182H196ZM204 184H205V182H203ZM213 183V182H212ZM238 183V182H237ZM4 184H6V183H4ZM4 184H2V186H4V187H6V185H4ZM26 184H28V183H26ZM31 184V183H30ZM41 184V183H40ZM39 183L37 184V186L39 187V185H40ZM58 185L60 184L59 182L57 183ZM57 184H54V186H56ZM62 184V183H61ZM118 184V183H117ZM124 184V183H123ZM127 183H125L123 186L124 187H126L127 185H126ZM133 184V183H132ZM133 184V185H134ZM171 184V183H170ZM169 184V185H170ZM180 184V185H179ZM186 184V183H185ZM191 184H192V186L195 184H193V182H191ZM208 184V183H207ZM206 185L207 186V188H208V186H210V185ZM218 184V185H219ZM239 184V183H238ZM241 184V185H242ZM13 185H14V183H13ZM15 185H17V184H15ZM23 185V184H22ZM34 185V184H33ZM44 185V184H43ZM52 185V184H51ZM50 185V186H51ZM66 185V184H65ZM69 185V184H68ZM73 185V184H72ZM80 185V184H79ZM109 185V184H108ZM119 185V184H118ZM126 185V186H125ZM135 185H137V184H135ZM135 185H134V187H135ZM183 185V184H182ZM190 185V182H189V184H188V186ZM200 185L201 184H199V186L198 185H194L196 188H199L200 187ZM232 185V184H231ZM233 185H235V184H233ZM241 185H238V186H240V189L242 188L241 187ZM260 185V186H261ZM8 186V185H7ZM25 186V185H24ZM23 186V187H24ZM27 187H28V185H26ZM31 186V185H30ZM63 186V184L61 185V187ZM110 186V185H109ZM122 186V187H123ZM166 186L164 187V189L166 190ZM186 185H183L182 187L184 188ZM188 186H186V187H188ZM193 186V187H194ZM198 186V187H197ZM203 186H205V185H202V188H203V190H204V187ZM206 186H205V188H206ZM216 186V185H215ZM237 188H238V186H237V184L235 185ZM259 186V189L261 188V189H264V185L263 186H261L260 187ZM9 187V186H8ZM17 187H18V185H17ZM16 187V188H17ZM22 187V186H21ZM33 188H35L34 186H32ZM42 187V186H41ZM78 187V186H77ZM136 187H138V185L136 186ZM155 187V188H156ZM171 187V186H170ZM170 187H169V189H170ZM173 187H175L174 185L172 186V188ZM246 187V186H245ZM0 188H1V185H0ZM10 189L11 188H15V186L14 187H9ZM20 188V187H19ZM33 188H28V189H30V191L33 189ZM40 188V187H39ZM56 188V187H55ZM117 188H118V186H117ZM158 188V187H157ZM168 188V187H167ZM183 188H181L182 190H183ZM201 187L198 189V191H201L200 189H202ZM206 188V189H207ZM235 188V187H234ZM18 189V188H17ZM21 189V188H20ZM25 189V188H24ZM28 189H26V190H28ZM35 189H37V188H35ZM66 189V188H65ZM74 189V188H73ZM84 189V188H83ZM129 189H131V187H129ZM136 189V188H135ZM138 189V188H137ZM168 189V190H169ZM186 189H188V188H185V190ZM190 189V188H189ZM188 189V190H189ZM192 189H194V188H192L191 187V189L190 190H192ZM244 190H246L245 188H243ZM3 190V189H2ZM5 190V189H4ZM6 190H9L8 188L6 189ZM124 190H126V189H124ZM128 190V189H127ZM141 190H143V189H141ZM160 190V189H159ZM185 190H183L184 192H185ZM209 190H210V188H209ZM238 190V189H237ZM236 190V191H237ZM1 191V190H0ZM13 191V190H12ZM18 191V190H17ZM20 191V190H19ZM32 191H34V190H32ZM63 191V190H62ZM73 191V190H72ZM80 191H82V190H80ZM90 191V190H89ZM120 191V190H119ZM130 191L131 190H129V193H130ZM139 191H140V189H139ZM154 191V190H153ZM206 191V190H205ZM212 191V190H211ZM211 191H208V192H211ZM214 191V190H213ZM236 191L234 192L233 190H232V192H234V194L236 195ZM239 191V190H238ZM237 191V192H238ZM242 191V190H241ZM240 191V193H242V195H243V193L245 194V192H241ZM249 191V190H248ZM247 191V192H248ZM261 192H262V190H260ZM4 192V191H3ZM8 192V191H7ZM29 192V191H28ZM34 192H37V191H34ZM33 192V193H34ZM68 192V191H67ZM83 192V191H82ZM122 192V191H121ZM133 192V191H132ZM137 192V191H136ZM135 192V193H136ZM141 192V191H140ZM169 192H170V190H169ZM189 192V191H188ZM193 192H194V190H193ZM202 192V191H201ZM207 192V193H208ZM246 192V193H247ZM250 192V191H249ZM5 193V192H4ZM3 193V194H4ZM23 193V192H22ZM31 193V192H30ZM46 193V192H45ZM44 193V194H45ZM50 193V192H49ZM76 193V192H75ZM87 193V192H86ZM89 193V192H88ZM128 193V192H127ZM128 193V194H129ZM139 193V192H138ZM141 193H143V192H141ZM146 193H148V191L146 192ZM192 193V192H191ZM196 193V192H195ZM194 193V194H195ZM214 193V192H213ZM0 194L2 195V193L0 192ZM8 194H11L10 192L8 193ZM7 194V195H8ZM19 194H21V193H19ZM48 194V193H47ZM58 194V193H57ZM90 194V193H89ZM125 194V193H124ZM134 194V193H133ZM211 194V193H210ZM209 194V195H210ZM215 194V193H214ZM248 194H250V193H248ZM261 194V193H260ZM23 195V194H22ZM21 195V196H22ZM26 195V194H25ZM39 195H40V193H39ZM38 195V196H39ZM42 195H43V191H42ZM114 195V194H113ZM120 195V194H119ZM135 195V194H134ZM142 195V194H141ZM156 195V194H155ZM155 195H153V196H155ZM169 196H170V194H168ZM167 195V196H168ZM176 197H177V195L176 194H174ZM196 195H197V193H196ZM208 195V196H209ZM213 195V194H212ZM15 196V195H14ZM35 196V195H34ZM50 196H51V198H52V195L50 194ZM58 196H59V194H58ZM64 196V195H63ZM71 196V195H70ZM116 196V195H115ZM122 196V195H121ZM137 196H139L140 197V193H139V195H137ZM137 196H136V198H137ZM145 196V195H144ZM144 196H142V197H144ZM152 196V197H153ZM173 196V195H172ZM184 196V195H183ZM195 196V195H194ZM211 196V195H210ZM214 196V195H213ZM238 196V195H237ZM252 196V195H251ZM251 196L249 195L248 196V198L250 197L251 198ZM262 196H264V195H262ZM8 197V196H7ZM13 197V196H12ZM39 197H42V196H39ZM44 197V196H43ZM85 197V196H84ZM94 197V196H93ZM124 197V196H123ZM135 197V196H134ZM156 197V196H155ZM171 197V196H170ZM174 197V196H173ZM196 197V196H195ZM207 197V196H206ZM212 197V196H211ZM247 197V196H246ZM246 197H244V198H246ZM27 198V197H26ZM31 198V197H30ZM45 198V197H44ZM54 198V197H53ZM66 198V197H65ZM87 198V197H86ZM85 198V199H86ZM90 198H91V196H90ZM95 198H96V196H95ZM157 198H159V197H157ZM156 198V199H157ZM175 198V197H174ZM173 198V199H174ZM208 198H210V197H208ZM234 198V197H233ZM264 198V197H263ZM70 199V198H69ZM93 199V198H92ZM137 199H139V198H137ZM152 199V198H151ZM161 199V198H160ZM163 199H164V197H163ZM162 199V200H163ZM167 199H169V198H167ZM166 199V200H167ZM194 199V198H193ZM213 199H214V197H213ZM3 200V199H2ZM77 200V199H76ZM80 200V199H79ZM83 200H84V198L82 199V203H83ZM94 200V199H93ZM99 200H101V199H99ZM104 200V199H103ZM107 200V199H106ZM135 200V199H134ZM170 200V199H169ZM239 200V199H238ZM256 200V199H255ZM5 201V200H4ZM86 201V200H85ZM108 201V200H107ZM140 201V200H139ZM155 201V200H154ZM153 201V202H154ZM163 201H165V199L163 200ZM173 201V200H172ZM201 201V200H200ZM241 202L240 203H236L235 205H232L231 207H228L227 208V213H226V211H225V213L224 214H222L223 215V220H224V222H228L229 223V225H232L233 226V224H234V222H237V221H241V219L243 218V220L244 221H246V222H252L253 220H252V218L253 219H255V218H261V216H262V214H261V212L259 211V212H256L255 214L254 213H252V212H254V207L255 206H257L256 205V201H248V200H240ZM1 202V201H0ZM3 202V201H2ZM66 201L64 200V203H65ZM68 202V201H67ZM66 202V203H67ZM69 202H71V201H69ZM68 202V203H69ZM127 202V201H126ZM143 202V201H142ZM158 202V201H157ZM156 202V203H157ZM202 202V201H201ZM226 202V201H225ZM81 203V204H82ZM84 203H86V202H84ZM113 203V202H112ZM130 203H132V202H130ZM135 203V202H134ZM137 203V202H136ZM140 203V202H139ZM159 203V202H158ZM164 203V202H163ZM168 204H170V201L169 202H167ZM174 203V202H173ZM211 203V202H210ZM261 205H263L264 206V199H262L260 202H259ZM9 204H11V203H9ZM17 204V203H16ZM16 204H15V206H16ZM75 204V203H74ZM79 204V203H78ZM100 204V203H99ZM107 204H108V202H107ZM110 204V203H109ZM108 204V205H109ZM144 204V203H143ZM154 204V203H153ZM152 204V205H153ZM160 204H161V201H160ZM171 204H172V202H171ZM194 204V203H193ZM192 204V205H193ZM199 204V203H198ZM1 205V204H0ZM77 205V204H76ZM100 205H103V204H100ZM107 205V206H108ZM116 205V204H115ZM120 205V204H119ZM118 205V206H119ZM138 205V204H137ZM146 205V204H145ZM166 205V204H165ZM195 205H197L196 203H195ZM194 205V206H195ZM3 206V205H2ZM59 206V205H58ZM69 206H70V204H69ZM81 206V208L79 207V206H74V207H72V208H76V210L77 211H81L82 212V214H84L86 211H87V207H88V205H87V207H85V204H82V205H80ZM97 205H95V207H96ZM107 206H105V207H107ZM111 206V205H110ZM112 206H113V204H112ZM117 206V205H116ZM116 206H114V207H116ZM123 205H121V207H122ZM125 206V205H124ZM132 206V205H131ZM139 206V205H138ZM148 207H149V205H147ZM151 206V205H150ZM156 206V208H157V206L158 205H155ZM169 206V205H168ZM205 206V205H204ZM41 207V206H40ZM102 207H104V206H102ZM101 206L99 207V208H102ZM109 207V206H108ZM108 207H107V209H108ZM114 207H113V209H114ZM127 207V206H126ZM136 207V206H135ZM144 207V206H143ZM147 207V208H148ZM159 207V206H158ZM161 207V206H160ZM166 207V206H165ZM171 207V206H170ZM181 207V206H180ZM180 207H179V209H180ZM197 207V206H196ZM27 208V207H26ZM48 208V207H47ZM51 208V207H50ZM94 208V207H93ZM93 208H91V209H93ZM123 208V207H122ZM132 208H134V207H132ZM132 208L130 209V210H132ZM151 208V210H152V208H153V206L152 207H150ZM155 208V207H154ZM163 208V207H162ZM167 208H169V207H167ZM192 208V207H191ZM200 208H202V207H200ZM256 208V207H255ZM21 209H23V208H21ZM31 209H33V208H31ZM35 209V208H34ZM33 209V210H34ZM52 209V208H51ZM81 209V210H80ZM98 209V208H97ZM106 209V208H105ZM103 210L102 209V211L103 212H105V214L107 215V211L108 210ZM110 209H112L111 207H110ZM126 209V208H125ZM139 209H141V208H139ZM139 209H134V210H138L139 211ZM144 210H145V208H143ZM149 209V208H148ZM158 209V208H157ZM160 210H161V208H159ZM158 209V210H159ZM264 209V207L262 208V210ZM33 210H27V209H24L23 210V212L21 213L20 212V209H15V208H11V207H1L0 206V264H69L67 261L68 260H65V255H67L66 253L68 252V256H70V252L71 251H69L68 250V244H66L65 245V241H66V237L68 236V234H69V230H68V228H70V227H72V228H74V229H72V230H75V228H76V222L77 221H80V223H81V220H78V219H83V221H82V223H85V225H86V227H84V228H86L87 230H91V227L94 225V221L93 220H96V219H93V220H91V217L92 218H94V215H92L91 217H90V215L92 214L91 212H87L88 214L86 215V216H80V215H78V216H72V214L70 215L71 216V220H70V218L69 219H65L64 217V221H63V219L61 218V219H58V218H56V222H57V220H58V222H57V225L55 224V227L52 229V230H50V232H49V235L46 237V238H43L42 236V234H41V232H42V229H43V227H45L46 226V224L48 225V224H50V222L49 223H47L48 221H47V219L46 218H44L42 215V217L40 216V214L39 213H41L40 211H39V213H38V211L37 212H34ZM73 210V209H72ZM99 210V209H98ZM115 210H119L118 208L117 209H115ZM115 210H114V213H115ZM150 210V209H149ZM149 210H147V211H149ZM158 210H156V211H151L150 213H152L153 214V212H157ZM167 210V209H166ZM183 210V209H182ZM189 210H192V209H189ZM196 212H197V210L199 211V209L198 208H195L194 209ZM205 211L207 210V209H204ZM217 210V209H216ZM226 210V209H225ZM261 210V209H260ZM22 211V210H21ZM42 211V210H41ZM43 211H45V210H43ZM42 211V212H43ZM48 211H49V209H48ZM61 211V210H60ZM65 211H66V209H65ZM64 211V212H65ZM91 211H94L95 212V214L97 213L98 215H95V216H99L100 217V215H99V213H100V210L97 212V211H95V210H91ZM121 211V210H120ZM125 211H127V210H125ZM177 211V210H176ZM175 211V212H176ZM180 211H181V209H180ZM46 212H47V210H46ZM50 212H51V210H50ZM49 212V213H50ZM72 212V211H71ZM70 212V213H71ZM109 212H111V210L109 211ZM109 212H108V214H109ZM118 213H119V211H117ZM123 212V211H122ZM177 212H179V211H177ZM186 212V211H185ZM193 212V211H192ZM57 213H59L58 211H57ZM75 213V212H74ZM73 213V214H74ZM77 213V212H76ZM75 213V214H76ZM113 213V212H112ZM117 213V214H118ZM133 213H134V211H133ZM137 213V212H136ZM148 213V212H147ZM162 213V212H161ZM180 213V212H179ZM220 213V212H219ZM223 213V212H222ZM42 214V213H41ZM54 214H55V211H54ZM78 214V213H77ZM101 214V213H100ZM116 214V213H115ZM120 214V213H119ZM123 214V213H122ZM124 214H125V212H124ZM137 214H139V212L137 213ZM141 214H146L145 213V211H144V213H142L141 212ZM140 214V216H142ZM171 214V213H170ZM178 214V213H177ZM176 214V215H177ZM182 215L184 214L183 213V211H182V213H181ZM188 214H190V212L188 213ZM195 214V213H194ZM216 214V212L213 214V215H215ZM264 214V213H263ZM46 215H47V213H46ZM57 215H59V214H57ZM68 215H69V213H68ZM110 215H111V213H110ZM110 215H107V217L108 216H110ZM114 215V214H113ZM146 215H148V214H146ZM146 215H144V216H146ZM193 215V214H192ZM197 215V214H196ZM205 216H206V214H204ZM209 215V214H208ZM211 215H212V213H211ZM52 216H53V214H52ZM62 216V215H61ZM64 216V215H63ZM66 216V215H65ZM81 218H80V217ZM102 216H104L103 215V213H102ZM102 216L100 217L101 219H102ZM124 216V215H123ZM139 216V217H140ZM144 216H142V218L144 217ZM152 216H154V215H152ZM152 216H150V218L152 217ZM156 216V215H155ZM172 216H174V215H172ZM178 216H179V214H178ZM177 216V217H178ZM204 216V217H205ZM54 217H56V216H54ZM58 217V216H57ZM79 217V218H78ZM96 217V218H97ZM105 217V216H104ZM149 217V216H148ZM147 217V218H148ZM157 217V216H156ZM161 217H163V216H161ZM167 217V216H166ZM170 217H171V215H170ZM176 217V219H179V218H177ZM181 217V216H180ZM183 217V216H182ZM189 217H190V215H189ZM197 217H199V216H197ZM196 217V218H197ZM212 217V216H211ZM216 217V216H215ZM214 217V218H215ZM221 217V216H220ZM237 217L238 218H241V219H237ZM50 218V217H49ZM48 218V219H49ZM60 218V217H59ZM99 218V220H101ZM142 218H139V219H142ZM158 218H160V217H158ZM165 218V217H164ZM219 218V217H218ZM251 218V219H250ZM108 219V218H107ZM106 219V217H105V220H107ZM110 219V218H109ZM145 219V218H144ZM149 219V218H148ZM148 219L147 220H144V221H147V222H145L144 223V225L146 224V223H148ZM154 218H152V220H153ZM171 219V218H170ZM170 219H168L167 218V220H169L170 221ZM173 219V218H172ZM171 219V220H172ZM200 219V218H199ZM205 219V218H204ZM210 219V218H209ZM209 219H208V222H209ZM221 219V218H220ZM263 219V221H264V218H262ZM50 220H55V218L54 219H52V217L50 218ZM62 220V221H61ZM69 220L71 221V222H69ZM98 220V219H97ZM115 220V219H114ZM150 220V219H149ZM160 220V219H159ZM163 220V219H162ZM179 220H182V219H179ZM190 220V219H189ZM197 221H198V219H196ZM203 220V219H202ZM201 220V222L200 221H198V222H200V224L203 222ZM210 220H212L213 221V217H212V219H210ZM215 220V219H214ZM217 220V219H216ZM237 220V221H236ZM242 220V221H243ZM249 220H251V221H249ZM261 220V219H260ZM113 221V220H112ZM119 221L120 220H116V222H118L117 224H119ZM131 221V220H130ZM143 221V222H144ZM169 221H167V222H169ZM172 221H174L175 222V220H172ZM186 221H188V220H186ZM194 221V220H193ZM219 221V220H218ZM220 221H222V220H220ZM237 222V223H239V224H237L236 226H238V225H240V223L242 224L243 222ZM256 221V220H255ZM258 221V220H257ZM52 222V221H51ZM67 222H69V223H67ZM96 222V221H95ZM99 222V221H98ZM103 222H104V220H103ZM107 222V221H106ZM106 222H105V224H106ZM142 222V221H141ZM151 222V221H150ZM149 222V223H150ZM153 222V221H152ZM156 222H158V221H156ZM160 222H161V220H160ZM163 222V221H162ZM166 221H165V219H164V223H162V224H168L169 225V223H165ZM173 222V223H174ZM177 222V221H176ZM206 223L205 224H209L207 221H205ZM214 222V221H213ZM217 222V221H216ZM216 222L215 223H213V225H215L216 224ZM254 222V221H253ZM81 223V224H82ZM113 223H114V221H113ZM135 223V222H134ZM137 223H139V221L137 222ZM148 223V224H149ZM155 223V222H154ZM154 223H150V226L151 225H153ZM212 223V222H211ZM219 223V222H218ZM222 222H220L219 223V227L220 228H223V226H220V224H221ZM257 223V222H256ZM259 223V222H258ZM263 222H260L259 224L261 225ZM80 224V225H81ZM93 224V225H92ZM102 224V223H101ZM104 224V223H103ZM104 224V225H105ZM136 224V223H135ZM157 224V223H156ZM155 224V225H156ZM179 224V223H178ZM177 224V225H178ZM189 224V223H188ZM194 224V223H193ZM193 224H192V227H193ZM225 224V223H224ZM236 224V223H235ZM235 224H234V226H235ZM244 224V223H243ZM52 225V224H51ZM116 225V224H115ZM127 225V224H126ZM134 225V224H133ZM133 225H131V226H133ZM160 225H161V223H160ZM167 225V226H168ZM172 225V224H171ZM174 225V224H173ZM181 225V224H180ZM185 225H186V223H185ZM190 225H191V223H190ZM195 225H196V223H195ZM201 225H203L202 227H205L206 225H204V223L203 224H201ZM212 225V224H211ZM213 225L211 226V227H213ZM223 225V224H222ZM49 226V225H48ZM48 226L47 227H45V228H48ZM99 226V225H98ZM97 226V227H98ZM135 226V225H134ZM149 226V227H150ZM157 226L158 225H156V228H157ZM184 226V225H183ZM186 226H188V225H186ZM200 226V225H199ZM199 226H197L196 225V227L197 228H199V229H195L196 230V232H194V229L192 228V230H193V232L194 233H197L198 234V231L199 230H201V227H199ZM209 226V225H208ZM208 226L206 227V229L208 230V231H210L211 230V228H210V230L208 229ZM216 226H217V224H216ZM227 226V225H226ZM226 226H224L225 228H226ZM259 226V225H258ZM50 227V226H49ZM99 227H101V226H99ZM103 227V226H102ZM114 227V226H113ZM116 227V226H115ZM139 227H141V226H139ZM145 227V226H144ZM143 227V228H144ZM147 227H148V225H147ZM162 228L163 227H165V226H161ZM169 227V226H168ZM171 227V226H170ZM185 227V226H184ZM191 226H188V227H185V229L186 228H190ZM218 227V228H219ZM244 227V226H243ZM78 228H79V226H78ZM138 228V227H137ZM151 228V227H150ZM153 228H155V227H153ZM155 228V229H156ZM166 228V227H165ZM175 228H176V225H175ZM218 228H217V230H218ZM86 229H84L85 231H86ZM101 229L102 228H100V231H99V233L100 232H103V231H101ZM155 229H153V230H150V231H154ZM167 229H170V228H167ZM166 229V230H167ZM171 229H174V228H172L171 227ZM182 229V228H181ZM184 228L182 229V230H185ZM191 229V228H190ZM190 229H186V230H190ZM204 229V228H203ZM206 229H205V232H203V237H204V235L206 236V234H207V232H206ZM214 229H215V227H214ZM224 229V228H223ZM222 229V230H223ZM228 229V231H231L232 232V228L229 230V227L227 228ZM227 229H226V231H227ZM245 229V228H244ZM84 230H82V231H84ZM102 230H104V229H102ZM145 230V229H144ZM162 229H160V231H161ZM186 230L184 231V232H186ZM225 230V229H224ZM247 230V229H246ZM84 231V232H85ZM159 231V232H160ZM181 231V230H180ZM204 231V230H203ZM238 231V230H237ZM241 231V230H240ZM252 231V230H251ZM251 231H249L248 230V232H251ZM44 232V231H43ZM84 232H82L81 234H83L84 235ZM90 232H92V230L90 231ZM95 232V231H94ZM144 232V231H143ZM162 232V231H161ZM164 233H166L165 231H163ZM182 232V231H181ZM184 232H182V234L184 233ZM190 232H191V230H190ZM211 232V231H210ZM209 232V233H210ZM215 232V231H214ZM213 231H212V234L214 233ZM217 232V231H216ZM215 232V233H216ZM218 232H220L219 230H218ZM218 232L216 233V234H218ZM224 232V231H223ZM247 231H244V232H242V236L244 237V239L245 240H242L243 239V237H239V239H241V241L243 242V243H245L246 244V246H243L244 247V251H242V249H241V253L242 252H244V254L243 255H241V256H244V258H237V257H235L236 256V251H234L235 252V255H233V249H231V251L233 252L232 253V255H231V253L229 254V256L231 255L232 257H231V260H232V264H264V256L262 257V259L260 260V259H256V260H254L253 261V257H254V255L256 254L255 253V250H257V253H259L260 254V250H258V248L255 246L256 244H254V246L255 247H253L252 248V242H255V240L257 239V237L260 235H258L257 237H255V236H253L254 238H252V237H249L250 235H249V233H248ZM254 232V231H253ZM253 232H251V233H253ZM141 233H142V231H141ZM156 233V230H155V232H154V235H156L155 234ZM202 233V232H201ZM206 233V234H205ZM229 233V232H228ZM88 234V233H87ZM94 234V233H93ZM144 233H142V236H145V235H147V233L146 234H144ZM151 234H153V233H151ZM177 234H180L179 232H177ZM184 234H186V233H184ZM189 234V233H188ZM188 234H186V235H188ZM226 234L227 233H225V236H226ZM232 234V233H231ZM237 233H235V235H236ZM238 234H239V232H238ZM264 234V233H263ZM42 235V236H41ZM45 235V234H44ZM103 235V234H102ZM125 235V234H124ZM132 235V234H131ZM138 235V234H137ZM137 235H136V237H137ZM158 235V234H157ZM161 235L163 236V234L161 233ZM185 235V236H186ZM196 235V234H195ZM199 235V234H198ZM198 235H197V237H198ZM202 235H201V238H202ZM210 235V234H209ZM220 235H224V234H221V232H220ZM220 235H218V236H220ZM230 235V234H229ZM241 235V234H240ZM262 235V234H261ZM73 236V235H72ZM91 236H92V233H91ZM98 236V235H97ZM122 236V235H121ZM152 236V235H151ZM151 236H150V238H151ZM172 236V235H171ZM177 236V235H176ZM184 236V237H185ZM216 236V235H215ZM215 236H214V238H215ZM230 236H232V235H230ZM237 236V235H236ZM68 237H70V234H69V236ZM87 237V236H86ZM102 237V239H103V236H101ZM105 237V236H104ZM153 237V236H152ZM164 237V236H163ZM162 237V238H163ZM170 237V236H169ZM178 238H179V236H177ZM176 237V238H177ZM182 237V236H181ZM199 237H200V235H199ZM207 237H208V234H207ZM233 237V236H232ZM232 237H231V239H232ZM264 237V236H263ZM262 237V238H263ZM72 238V237H71ZM98 238V237H97ZM106 238V237H105ZM124 239H125V236L123 237ZM130 238V237H129ZM141 238V237H140ZM145 238V237H144ZM149 238V239H150ZM158 238V237H157ZM159 238H160V236H159ZM165 238H166V236H165ZM164 238V239H165ZM175 238V237H174ZM177 238V239H178ZM192 238H194V236H193V234H192ZM196 238V237H195ZM201 238H197V240H199V239H201ZM211 238H212V236H211ZM213 238V239H214ZM218 238V237H217ZM223 239H221V238H219L218 239V241H220V239H221V241H224V237H222ZM256 238V239H255ZM259 238V237H258ZM69 240H70V238H68ZM73 239V238H72ZM71 239V240H72ZM90 239V238H89ZM93 239V238H92ZM99 239V238H98ZM127 239V238H126ZM135 239V238H134ZM142 239H143V237H142ZM216 239V238H215ZM213 240L214 242L217 240ZM235 239H237V238H235ZM260 239V238H259ZM258 239V240H259ZM69 240H67L68 242H69ZM100 240V239H99ZM138 240H141V239H139V238H137V241ZM144 240H146V239H144ZM144 240H141V241H144ZM147 240H148V238H147ZM146 240V241H147ZM153 240V239H152ZM152 240L151 241H149L150 243H153L152 242ZM183 240H185V239H183ZM190 240H191V238H190ZM195 240V239H194ZM204 240H206V238L204 239L203 238V242H204ZM208 240H210V238L208 239ZM228 240H230V238L228 239ZM246 240H248V241H246ZM257 240V241H258ZM97 241V240H96ZM102 240H100V242H101ZM104 241V240H103ZM113 241V240H112ZM121 241H124V240H121ZM132 241H134V240H132ZM141 241H140V243H141ZM192 241H193V239H192ZM239 241V240H238ZM263 241V240H262ZM261 241V242H262ZM68 242H66V243H68ZM145 242V241H144ZM210 242V241H209ZM208 242V243H209ZM212 242V241H211ZM214 242H212V244H215ZM234 243H235V240L233 241ZM69 243H71V242H69ZM134 243V242H133ZM136 243H138V242H136ZM135 243V244H136ZM140 243H139V245H140ZM162 243V242H161ZM160 243V244H161ZM191 243V242H190ZM194 244L196 243V242H193ZM197 243H199V242H197ZM196 243V244H197ZM207 243V244H208ZM225 243H226V239H225ZM237 243H240V241L239 242H237ZM258 243L260 244V242L258 241ZM258 243H257V245H258ZM141 244H143V242L141 243ZM148 244V243H147ZM154 244H155V242H154ZM204 244V243H203ZM206 244V243H205ZM242 244V243H241ZM240 244V245H241ZM98 245V244H97ZM132 245V244H131ZM144 245V244H143ZM153 245V244H152ZM190 245V244H189ZM188 245V246H189ZM198 245V244H197ZM221 245H223V243L221 244ZM231 245V244H230ZM239 245V244H238ZM88 246V245H87ZM136 246V245H135ZM138 246V245H137ZM149 246H150V244H149ZM165 246V245H164ZM259 246V245H258ZM146 247V246H145ZM226 247L228 248L229 246H225V249H226ZM235 247H236V245H235ZM239 247V246H238ZM241 247V246H240ZM263 248H264V246H262ZM130 248V247H129ZM140 248H141V246H140ZM150 248V247H149ZM148 248V249H149ZM153 248V247H152ZM185 247H183V249H184ZM186 248H189V247H186ZM229 248H231V247H229ZM237 248V247H236ZM255 248H257V249H255ZM87 249V248H86ZM146 249H147V247H146ZM146 249H144V250H146ZM191 249V248H190ZM193 249V248H192ZM238 249H240V248H238ZM255 249V250H254ZM68 250V251H67ZM97 250V249H96ZM127 250H129V249H127ZM126 250V251H127ZM152 250V249H151ZM194 250V249H193ZM197 250V249H196ZM210 250H212V249H210ZM262 250V249H261ZM67 251V252H66ZM134 251V250H133ZM132 251V252H133ZM149 252H150V250H148ZM209 251V250H208ZM227 251V250H226ZM226 251H225V254H226ZM230 251V250H229ZM230 251V252H231ZM258 251H260V252H258ZM89 252V251H88ZM130 252H131V250H130ZM135 252V251H134ZM143 252V251H142ZM142 252H141V249L139 250V252H138V257H137V262L139 263V264H152V261H153V259L151 260V263L148 261V258L146 259L145 258V254H144V257H143V255H141L142 254ZM146 252V251H145ZM144 252V253H145ZM153 252V251H152ZM161 252V251H160ZM190 252V251H189ZM194 252H195V250H194ZM228 252V251H227ZM97 253V252H96ZM96 253H94V254H96ZM124 253H126L125 251L123 252V254ZM127 253H128V251H127ZM126 253V254H127ZM210 253H211V251H210ZM89 254V253H88ZM149 254H152V253H149ZM149 254H148V256H149ZM155 254H157V253H155ZM128 255V254H127ZM127 255H125V256H127ZM154 255V254H153ZM177 255V254H176ZM185 255V254H184ZM194 255V254H193ZM211 255V254H210ZM224 255V254H223ZM124 256V257H125ZM129 256V255H128ZM225 256V255H224ZM223 256V257H224ZM96 257V256H95ZM134 257V256H133ZM133 257H132V259H133ZM152 257V256H151ZM150 257V258H151ZM261 257V256H260ZM86 258V257H85ZM192 258H193V256H192ZM226 258H227V256H226ZM67 259V258H66ZM94 259V258H93ZM96 259H98L97 257H96ZM225 259V258H224ZM74 260V259H73ZM89 260V259H88ZM150 260V259H149ZM184 260V259H183ZM93 261V260H92ZM130 261H132V260H130ZM155 261V260H154ZM154 261H153V264H157L156 262L154 263ZM194 261H195V257H194ZM193 261V262H194ZM196 261H198L197 259H196ZM98 262V261H97ZM159 263H160V260L158 261ZM192 262V261H191ZM137 263V264H138ZM195 263H197V262H195ZM92 264V263H91Z\"/></svg>",
    "mask_w": 264,
    "mask_h": 264
}]
</instances>
